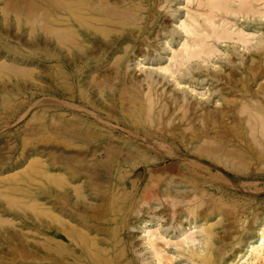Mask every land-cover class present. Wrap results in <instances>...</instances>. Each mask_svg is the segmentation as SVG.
Listing matches in <instances>:
<instances>
[{
	"label": "rangeland",
	"instance_id": "rangeland-1",
	"mask_svg": "<svg viewBox=\"0 0 264 264\" xmlns=\"http://www.w3.org/2000/svg\"><path fill=\"white\" fill-rule=\"evenodd\" d=\"M24 1V2H23ZM41 1L42 0H0V55H6V58H8L9 59V61L10 60H12V61H16V62H18V61H22V64L23 65H27V66H25L26 67V69H25V67H23V68H20V69H22V70H14V69H12L11 67H9L8 65H6V64H0L1 65V67H0V264H38V257L36 256L37 255V245H38V238H39V232H38V229H37V227H38V224H39V220H38V218H39V210H40V204H39V202H40V200H39V198H38V196H39V192H38V190H39V186H38V184H39V177H38V173H36L37 171V165L39 164V163H36L37 161H39V160H37L38 159V157L40 158V156L41 157H45V158H50V156H51V158L53 157V158H55L56 157V159H58V160H60V158H62V159H65V157H67V155L66 154H68L69 156L68 157H73L74 158V163L75 164H78L81 168H83L84 170H83V174H88L89 173V178L90 179H88L87 178V182L85 183V185H84V188L83 189H85V191H87L88 193H89V197L90 198H88L87 200L89 201V200H91V201H89L90 202V204H89V208L88 207H84V206H81L80 208H79V212L81 211V212H85L86 211V213H89V214H98V209L100 210V211H103V210H105V211H103V212H105L108 216H111L112 214H114V211H115V213H117V215H118V219L120 220V222H119V235H118V237H120L119 238V241H120V239L121 238H123V240L121 239V242L120 243H122V245H125V246H127V248H128V251H129V257L131 258V260H133L132 261V263L133 264H144V260H147V261H145V264H157V256H155L156 254H155V252H154V250L147 244V246L145 245V243H146V241H145V237H144V235L142 234L143 233V222H142V220L143 219H149L150 220V222H151V226H153V227H155V226H157V225H160V227H161V229L162 230H164L165 228V230L164 231H166L170 236L172 235V233H174L175 234V236H174V234L171 236V239L174 241V239H176L177 238V235H176V233H178L179 232V229L181 228V226H189V221H190V219L191 220H193L194 218H196L195 220H198V225H197V229L199 230L198 232H197V234H198V236L197 237H199L198 239L199 240H201L200 242L198 241V242H196V244H195V246L194 245H191L192 246V250H193V252H191V253H193V254H190V250L189 249H183L181 246H176V245H174V244H176V243H172L171 242V244H169V246H168V244H165V243H163V242H160V245H162L163 246V248H165L166 249V251H168L169 252V254H168V256L170 257V261H173L174 263H176V264H193V262H194V264H195V262L197 261H202L203 259H204V257H205V255H206V257H208L210 254V256H212V257H210V259H211V262H209L208 264H226V261H227V259H231V258H233L234 257V255H235V253L237 252V250L239 249V248H242L243 246H245V244H246V242H247V240H248V238H250V237H252V236H256V233H257V229L259 228V224L263 221V219H264V162H262L261 163V161L260 160H257V161H255L254 159L255 158H253V156H258L257 154H258V149L259 148H257V147H260V145H256V142H253V141H255V140H253L252 139V137H251V135H249L250 133H248V129L249 128H247V127H249V125H247L248 124V122H247V124H246V126H245V123H246V119H245V117H247V114L245 113L244 115H243V113H239V116H241L242 118H244V120H243V124H239L238 126L237 125H234L235 126V128H237L236 129V131H237V134L239 133L240 134V137H241V140H240V137H238L237 139H235V146L233 145L232 146V148L234 149H238V151H242V150H239V147H240V145H237V143L238 144H243L244 145V147L247 149L248 147V152H247V150H243L241 153V156L242 157H238L237 156V154H235L234 155V158L232 159V160H235V161H233L234 163H238L237 165H239L240 163H241V165H239V167L241 168V170H237V169H233V168H228V166L226 167V165H224L223 163H219L220 165H222L221 167H220V169L223 171V172H221V170L220 169H218V168H216L215 166V168L213 169V174L215 175V176H209L208 174H206V169H207V167L211 164L210 162H211V160L210 159H198L199 157V154L198 153H200L201 152V150H200V152H199V150H196V149H200V146L201 145H203V143L204 144H209V145H204V146H202L201 147V149L202 148H207V147H209V148H215V146H218V144H216L217 142L221 145V142L220 141H217L216 143H215V141H214V143H213V145L214 144H216L215 146H212L211 147V144H210V142L212 143V141L210 140V139H213V137H211V136H213L212 134H214L215 135V133L214 132H216V130H215V128H213V129H211L210 127H208V128H210V129H208L209 131H207L208 133H209V137L208 138H206L207 136H204V137H202V140H196V141H194V142H197L195 145L194 144H191V143H189L190 141L189 140H191L190 139V136H193V133H196L195 131L193 132V131H191V129L193 130V128H195V127H198L201 123H202V120H201V117L199 116V118H197L198 116H196V114H195V112L198 110V113H200L201 115H202V113H209L210 112V110H211V112L214 110H216V109H218V108H220V107H227V104H228V107L229 106H235V108H236V110L238 109V105H239V103H240V101H238V97L239 96H237V95H235L234 96V94H231L230 95V93H228V94H226L227 93V89L226 88H229V82L228 81H234V85H236V86H238V87H240V86H242V84L243 83H247V84H251V87L253 88V89H256V90H259V88L261 89L262 87H260V86H263V84H264V58H262V57H264V50L262 49L263 47H264V16H261L260 18L262 19V21L260 22V18H259V14H252V12H249L248 14H249V17L248 16H246V15H248V14H244V15H241L244 11H242V10H240V13H239V9L237 10V14L236 13H231L230 11V13L229 14H227V15H230V17H232V20L233 21H236L237 22V24H240V25H242V24H244L245 25V27H246V29L247 30H250V31H253V32H256V36H255V33H254V36H255V38H253L252 39V41L250 42V43H252V44H247V45H243V44H241V42H239V41H237V40H229V39H227L226 41H224V43H223V41H220V42H218L217 44L219 45V47H220V49L222 50H220V51H218L215 55L216 56H212L211 58L209 57V59H207L208 60V63H207V60H203V59H201V58H196V59H198V60H195V59H193L192 61H190L189 62V64L191 65V67H190V65L187 63V64H184V65H182V66H180L181 67V70L182 69H184V71H180V67H179V70L177 71L176 70V72L178 73V74H172L173 76L174 75H177V78L175 77V79H174V77L172 76L171 77V72L169 73V71H164V73L163 72H160V71H157L159 68H160V66L158 65V64H160L161 66H163L164 64H166L167 62H170L166 57L168 56V54H169V52H166V49H167V51H169V48H167V47H170V45H174V46H176V47H178L179 46V42H180V40H182L183 38H184V34L183 33H181L182 31H181V27L179 26V24L178 23H180V20H179V17H184V15L186 14L185 12H186V7L187 6H191V8H193L195 5H196V7H197V0H195L191 5H189L190 3H186V0H150V2H149V0H142L141 2H140V0H138V1H136V0H128V1H130V2H128L129 3V6H130V8H131V10H133L134 11V9H135V11L137 12V13H135V15H133V14H131V16H130V18L129 17H126V19H124L125 21H126V23H125V21L123 20L122 21V24H120V23H118L117 25H115V28H116V31L113 29V28H110V29H108L109 31H111V32H107L106 30V32L103 34H99L100 35V38L103 40L104 39V37H105V41H107L108 39H111L110 38V36H115V35H118V34H122V35H124V39H122L121 41H120V45L118 46V47H120V48H116L115 49V51L114 52H110L109 50L108 51H106V52H104V54L103 55H101L100 56V59L102 60V58H103V62H104V66L103 67H101L100 66V62H101V60H100V62H96L98 65H96L95 67H93L94 68V70H93V68H91L90 70H88V72H89V74L86 72L85 74H84V77H83V80H82V88H83V90H85V92H84V94H86L85 96H84V94L82 95L81 93V95H82V97L81 98H79L78 97V99L76 100V101H74L72 98H68L69 96H67L66 94H68V92H69V94L70 93H72V91L68 88V86L67 85H69V82H71V79H69V80H67V79H65L64 77H62L61 76V74H60V68H57V67H61V62L60 61H54V60H51V59H47L46 61H44V60H42L40 57H41V55L43 54L42 52H40V49H41V47L44 45L42 42L43 41H45V39H44V37L42 36V22H40V20L41 19H39V21H37V17L39 16V18H41V15L39 14V9H37V8H39V4L41 3ZM134 1V2H133ZM135 1H136V3H135ZM153 1V2H152ZM164 1V4L163 3H161V2H163ZM254 1H256L255 2V4L257 5V6H264V0H262L263 1V5L261 4L260 5V3H259V1H258V3H257V0H254ZM261 1V2H262ZM144 3V5H143V3ZM147 4H146V3ZM157 2H158V4H159V6L161 7L162 6V8L160 9V7L158 6V4H157ZM170 2H172V3H170ZM183 2V3H182ZM23 3V4H22ZM39 3V4H38ZM131 3H133V4H131ZM134 3H135V6H134ZM154 3V4H153ZM170 3V4H169ZM138 4V5H137ZM140 4H142V5H140ZM149 4V5H148ZM163 4V5H162ZM178 4V5H177ZM186 6H185V5ZM259 4V5H258ZM152 5H154V6H152ZM139 6V7H138ZM140 6H141V8H140ZM143 6H146L147 7V9L148 10H146V8L145 7H143ZM149 6H151V7H149ZM178 6H180V7H178ZM33 7V9H37V10H33V9H31ZM170 7V8H169ZM183 7V8H182ZM185 7V8H184ZM196 7H194V8H196ZM30 8V9H29ZM169 10H168V9ZM182 8V9H181ZM263 9H264V7H262ZM26 9H29L30 11H28V10H26ZM147 11H145V10ZM153 9V10H152ZM157 9V10H156ZM164 9V10H163ZM171 9V10H170ZM28 11L27 13H26V11ZM31 10H33V11H31ZM142 10V11H141ZM159 10V11H158ZM163 10V11H162ZM36 11H38V16H37V12ZM134 11V12H135ZM145 11V12H144ZM164 11H165V13H164ZM34 14H33V13ZM219 12H223V11H219ZM31 13V14H30ZM36 13V14H35ZM143 13H145L144 15H143ZM164 13V14H163ZM167 13H169V15H167ZM225 13V12H224ZM245 13V12H244ZM32 14H33V16H32ZM137 14V15H136ZM140 14H142V15H140ZM152 14H154V18L152 17L153 15ZM157 14V15H156ZM172 16H171V15ZM231 14H233V15H231ZM28 15V16H27ZM31 15V16H30ZM35 15V16H34ZM150 15V16H149ZM181 15V16H180ZM236 15H238V16H236ZM240 15H241V18H240ZM30 16V17H29ZM37 16V17H36ZM140 16H142V17H140ZM144 16V17H143ZM146 16V17H145ZM149 16V17H148ZM160 16V17H159ZM174 16V17H173ZM243 16V17H242ZM252 16H254V19H253V17ZM28 17L29 18H31V19H28ZM33 17H34V19H35V17H36V19L34 20L33 19ZM131 17H134L133 19L131 18ZM152 17V18H151ZM159 17V18H158ZM164 17V18H163ZM234 17H236V18H234ZM245 17V18H244ZM247 17V18H246ZM251 17V18H250ZM255 17H256V20H255ZM129 18V19H128ZM136 18H139L138 19V21H137V19ZM144 18V19H143ZM156 18V19H155ZM248 18H250V19H252V20H250V19H248ZM257 18H259L258 20H257ZM128 19V20H127ZM131 19V20H130ZM142 19V20H141ZM145 19H147L148 21H146ZM150 19V20H149ZM235 19V20H234ZM241 19V20H240ZM243 19V20H242ZM245 19V20H244ZM130 20V21H129ZM152 20V21H151ZM169 20V21H168ZM248 20V21H247ZM250 20V21H249ZM34 23H33V22ZM37 21V22H36ZM128 21V22H127ZM132 21V22H131ZM134 21H136V23H138L139 25L141 24H144V22L146 23H149L148 24V27H147V29H143V30H141L140 29V27L139 26H137V28H136V30L134 31V33H128V29H131L132 27H134L133 26V24H134ZM142 21V22H141ZM154 21V22H153ZM241 21V22H240ZM258 21V22H257ZM120 22V21H119ZM123 22H124V24L126 25V27H125V25H123ZM164 22H166V23H164ZM42 23V24H41ZM132 23V24H131ZM161 23V24H160ZM176 23V24H175ZM40 24V25H39ZM128 24H131V25H128ZM160 24V25H159ZM170 26H169V25ZM158 25V26H157ZM164 25V26H163ZM122 26H123V28H122ZM177 26H178V29H177ZM261 26V27H260ZM155 27V28H154ZM158 27V28H157ZM161 27V28H160ZM168 29H167V28ZM169 27L171 28L170 30H169ZM41 28V29H40ZM118 28V29H117ZM153 28V29H152ZM157 28V29H156ZM40 29V30H39ZM123 29V30H122ZM151 29V30H150ZM156 29V30H155ZM163 29V30H162ZM169 30V31H166V30ZM175 29V30H174ZM179 29H180V31H179ZM256 29V30H255ZM124 30H126V31H124ZM157 30H158V33H156L157 32ZM160 30V31H159ZM174 31V33L173 32H171V31ZM179 32H178V31ZM259 30V31H258ZM261 30V31H260ZM138 31H140L139 33H138ZM150 31V32H149ZM41 32V33H40ZM104 32V31H103ZM116 32H118V34L116 33ZM137 32V33H136ZM143 32V33H142ZM177 32V33H176ZM107 33V35H105ZM110 35H109V34ZM124 33V34H123ZM136 33V34H135ZM147 33V34H146ZM150 35H149V34ZM155 33H156V35L157 36H155L156 37V39H154L153 40V38H155L154 37V35H155ZM180 33V34H179ZM128 34V35H127ZM137 34H139L138 36H137ZM142 34H144V35H142ZM167 34H169V36L167 35ZM171 34V35H170ZM134 35V36H133ZM147 35V36H146ZM183 35V36H182ZM258 35V36H257ZM41 36V37H40ZM106 36H108V37H106ZM145 36V37H144ZM130 37V38H129ZM132 37V38H131ZM138 37V38H137ZM151 37V38H150ZM179 37V38H178ZM262 37V38H261ZM106 38H108V39H106ZM136 39V40H135ZM160 39V40H159ZM180 39V40H179ZM256 39V40H255ZM135 40V41H134ZM153 40V41H152ZM159 40V41H158ZM167 40V42H164V41H166ZM168 40L171 42H168ZM172 40V41H171ZM179 40V41H178ZM255 40V41H254ZM138 41V42H137ZM146 41V42H145ZM149 41H150V43H149ZM152 41V42H151ZM158 41V42H157ZM235 41H237V43L239 44L238 46H237V43H235ZM254 41V42H253ZM157 42V43H156ZM173 42V43H172ZM177 42H178V44H177ZM225 42H227V43H225ZM260 42H262L261 44H260ZM131 43V44H130ZM134 43V44H133ZM146 43V44H145ZM154 43H156V44H154ZM234 43H235V45H234ZM255 43V44H254ZM42 44V46H40ZM132 44H133V46H132ZM144 44V45H143ZM232 44V45H231ZM254 44V45H253ZM263 44V45H262ZM45 45H47V44H45ZM55 44L54 43H50V44H48V46L50 47V48H56V46H54ZM77 45H78V43H77ZM124 45V46H123ZM126 45H128L127 47H129L130 48V50L127 48V50L125 49V47H126ZM150 45H151V47H150ZM164 45H166V48H165V46ZM253 45V46H252ZM258 47H257V46ZM261 45V46H260ZM145 46H146V48H145ZM155 46V47H154ZM164 46V47H163ZM232 46H234L233 48H232ZM247 46H249V48H245V47H247ZM250 46H252L253 48L251 49L250 48ZM97 47V49H96V51H99V47L98 46H95V48ZM136 47H137V49H136ZM143 47V48H142ZM237 47V48H236ZM242 49L243 48V50H241L240 48ZM254 47H257L256 49H258V48H260V50L258 49V50H254ZM78 48V47H77ZM77 48H76V50H77ZM134 48V49H133ZM229 50H228V49ZM57 49H59L58 47H57ZM125 49V50H124ZM149 49H151V50H149ZM165 51H164V50ZM226 49V50H225ZM238 49V50H237ZM246 49H247V51H246ZM133 50V51H132ZM161 50V51H160ZM237 52H235V51ZM252 50V51H251ZM65 51V49L63 50V52ZM121 51H122V53H121ZM127 53H126V52ZM225 51V52H224ZM242 51H243V53H242ZM255 51V52H254ZM259 51V52H258ZM263 51V52H262ZM126 54H125V53ZM131 52V53H130ZM133 52V53H132ZM152 52V53H151ZM153 52H155V53H153ZM157 52H160V54L159 53H157ZM227 52V54H225ZM244 52H246L245 54H244ZM120 53L122 54V56H120L119 57V55H120ZM143 53V54H142ZM220 53V54H219ZM228 53H229V55H228ZM242 55H241V54ZM261 53H263V54H261ZM99 54H100V52H99ZM107 54V55H106ZM117 54V55H116ZM119 54V55H118ZM125 54V55H124ZM131 54V55H130ZM165 54V55H164ZM222 54H223V56H222ZM231 54V55H230ZM260 54V55H259ZM111 55H113V57L111 56ZM218 55H220V57H223V58H225V59H223V58H219L218 57ZM246 57H245V56ZM107 56H108V58H107ZM138 56H140V57H138ZM161 56V57H160ZM228 56H229V58H228ZM251 56H253V57H251ZM260 56H262V57H260ZM102 57V58H101ZM104 57H106V59H107V61L105 60V58ZM128 57V58H127ZM217 57V58H216ZM227 57V58H226ZM18 58V59H17ZM20 58V59H19ZM113 58V59H112ZM115 58V59H114ZM119 58H122L121 60H122V62H120L118 59ZM130 58V59H129ZM140 58V59H139ZM161 58V59H160ZM164 58V59H163ZM219 58V59H218ZM245 58H247V59H245ZM253 58H255V59H253ZM24 61H23V60ZM117 59V60H116ZM124 59V60H123ZM215 59H217V60H215ZM223 59V60H222ZM253 59V61H252V63H249V62H251V60ZM39 60V61H38ZM41 60V61H40ZM108 60H111V61H108ZM137 60V61H136ZM138 60H140V62L138 61ZM160 60H162L161 62H160ZM200 60H203V61H206V62H204L206 65V67L205 68H203V65H204V63L203 62H199ZM214 60V61H213ZM219 60V61H218ZM231 60H232V62H231ZM246 60V61H245ZM259 62H261V63H259ZM263 60V61H262ZM29 61V62H28ZM112 61H113V63L114 62H116L117 61V64L116 65H113V64H111L112 63ZM119 61V62H118ZM198 61V62H197ZM213 62L212 64L215 66V63L216 64H218V65H216L215 67L212 65V64H210L209 65V62ZM106 62V63H105ZM201 63L202 65H201V68H200V64H197L196 65V63ZM228 62H231V63H228ZM237 64H236V63ZM18 63H21V62H18ZM46 63V64H45ZM94 61H93V65H95L96 64ZM122 63V64H121ZM126 63V64H125ZM139 63V64H138ZM163 63V64H162ZM235 63V64H234ZM263 63V64H262ZM103 64V63H102ZM108 64V65H107ZM109 64H111L112 66H115V67H113L112 68V66L110 65L109 66ZM169 63H167L166 65H168ZM226 64H227V66H226ZM229 64V65H228ZM246 64H248V65H246ZM259 66H258V65ZM3 65H5V66H7V67H4ZM185 65H189V67L187 66H185ZM195 65V66H194ZM220 65V66H219ZM230 65H231V67H230ZM232 65H233V67H236V69L234 68H232ZM246 65V66H245ZM100 66V67H99ZM105 66H107L106 67V69L108 68L109 70H108V72L107 73H109V74H111L112 76L114 75V78L111 76V85L113 86V84H114V86L112 87L110 84L109 85H107V86H104V88H102V87H100V88H98V86L95 84V82L92 80V78H93V76H94V74H95V76H94V78L95 77H99V75L97 74V73H99L100 75H101V73L102 74H104V67ZM158 66H159V68H158ZM171 66H175L174 64H171ZM194 66V67H193ZM197 66H199V67H197ZM210 66V67H209ZM218 66V67H217ZM245 66V67H244ZM250 66V67H249ZM3 67V68H2ZM8 67L11 69V70H9L8 69ZM29 67H30V69H29ZM53 67L54 68H56V70H57V72H59V74H57V78L59 79L55 84H56V87H54V86H52V85H50L51 84V82L49 81V79L51 78L50 77V75L54 72V69H53ZM117 67H118V69H117ZM184 67H186V68H184ZM207 67H209V68H207ZM219 67H221V68H219ZM223 67H224V69H223ZM247 67V68H246ZM260 68V70L262 71H260L259 70V68ZM95 68H97V69H95ZM111 68V69H110ZM120 68V69H119ZM128 70H127V69ZM154 68V71L153 72H157V73H152V72H150V70L152 71V69ZM158 68V69H157ZM177 69V65L173 68V69ZM191 68H193V69H191ZM195 68H199L198 70H196ZM206 68H207V70H206ZM212 68H214V69H212ZM217 68H219V70L217 69ZM237 68H238V70H237ZM248 68H249V71H248ZM254 68V69H253ZM257 68V69H256ZM43 69H44V71H43ZM47 69V70H46ZM60 69V70H59ZM114 71H113V70ZM124 69V70H123ZM185 69L186 70H188L187 72L185 71ZM201 69H202V71H201ZM209 69H211L210 71H209ZM231 69V70H230ZM250 69H251V71H253V75H252V73L250 72ZM55 70V71H56ZM118 70V71H117ZM121 70V71H120ZM127 70V71H126ZM146 70H147V72H146ZM160 70H162V69H160ZM191 70V71H190ZM192 70L194 71L193 72V74H191L192 73ZM222 70L224 71V72H222ZM225 70H226V72H225ZM240 70H242V72L240 71ZM258 70L262 73H260V72H258ZM115 71H117V73L115 72ZM218 71H220V73L222 74V75H220V73L218 72ZM231 71V72H230ZM233 71L235 72V74L233 73ZM246 71H248V72H246ZM257 71V72H256ZM25 72V73H24ZM48 72V73H47ZM96 72V73H95ZM111 72V73H110ZM119 72V73H118ZM124 72V73H123ZM125 72H126V74H125ZM148 72H150V73H148ZM159 72L161 73V74H159ZM166 72H168L169 74H170V78H169V75L167 76V78H169V80L165 77L166 76ZM176 72H174V73H176ZM205 74H204V73ZM210 72L212 73L211 75H210ZM239 72V73H238ZM43 73L44 74H46L47 73V75H49V76H47L48 78H47V80H45V81H42V79H41V74L43 75ZM55 73V72H54ZM106 73V74H107ZM117 75H116V74ZM123 73V74H122ZM130 73H131V76H130ZM146 73L148 74V75H146ZM180 73L182 74V73H184L183 75H180ZM202 73V74H201ZM209 73V74H208ZM214 73H216L217 75H215ZM225 75H224V74ZM233 73V74H232ZM240 73H242V74H240ZM251 73V74H250ZM255 73V74H254ZM96 74H97V76H96ZM119 74V75H118ZM120 74H122L121 76H120ZM125 74V75H124ZM128 74H129V76H128ZM150 74H151V76H150ZM152 74H153V76H152ZM158 74V75H157ZM188 74V75H187ZM229 74H232L233 75V77L231 76V75H229ZM250 74V76L248 77V75ZM88 75H90V76H88ZM93 75V76H92ZM115 75H116V77H115ZM135 75V76H134ZM155 75V76H154ZM159 75H160V77H159ZM185 75H186V77L187 78H184L185 77ZM215 75V76H214ZM226 75H227V77H226ZM252 75V76H251ZM260 75V76H259ZM118 76V77H117ZM120 76V77H119ZM127 77V78H125V77ZM148 77V78H146V77ZM163 76V78H161ZM182 76H184V77H182ZM205 76H206V80H205ZM213 76H214V78H213ZM222 76V77H221ZM225 76V77H224ZM232 78H231V77ZM242 76V77H241ZM256 76V77H255ZM259 76V77H258ZM262 76V77H261ZM138 77V78H137ZM145 77V78H144ZM151 77V78H150ZM154 77V78H153ZM156 77V78H155ZM157 77H158V79H157ZM194 77H195V79H194ZM212 77V78H211ZM218 77V78H217ZM228 77L230 78L229 80H228ZM258 77V78H257ZM62 78V79H61ZM89 78H91V79H89ZM117 78V79H116ZM118 78H120V79H118ZM126 79V81H125V79ZM136 78L139 80V81H137L136 80ZM153 78V80H151ZM173 78V79H172ZM181 78H183V79H181ZM189 78V79H188ZM193 78V79H192ZM199 78L202 80H199ZM202 78H204V79H202ZM218 79V82H217V79ZM225 78H226V80H225ZM236 78H237V80H236ZM252 80H251V79ZM256 78V79H255ZM89 81H88V80ZM115 79V80H114ZM141 79V80H140ZM148 79V80H147ZM177 79V80H176ZM214 79V80H213ZM223 79V81H221ZM232 79V80H231ZM235 79V80H234ZM242 79V80H241ZM248 79V80H247ZM253 79H255V80H253ZM61 80V81H60ZM63 80V81H62ZM67 80V81H66ZM84 80H86V81H84ZM119 80V81H118ZM123 80V81H122ZM130 80H132L131 81V85H129V82H130ZM134 80V81H133ZM142 80H144V81H142ZM161 80H163V81H161ZM172 80H174V82L172 81ZM181 81V86L180 85H178L177 83H175V81ZM184 80V81H183ZM187 80V81H186ZM191 80V81H190ZM193 80V81H192ZM196 80H198V82L196 81ZM220 80V81H219ZM259 80H260V83H262V85H260L259 84ZM69 81V82H68ZM84 81V82H83ZM112 81H114V82H112ZM118 81V82H117ZM142 81V82H141ZM146 81V82H145ZM149 81V82H148ZM152 83H151V82ZM154 81V82H153ZM210 81V82H209ZM216 81V82H215ZM226 81V82H225ZM237 81H239L238 83H237ZM262 81V82H261ZM62 82L64 83V84H62ZM89 83V82H91V83H89V84H84V83ZM121 82V83H120ZM123 82H124V84H123ZM125 82L127 83V84H125ZM140 82V83H139ZM185 82V83H184ZM193 84H192V83ZM243 82V83H242ZM250 82H253V83H250ZM78 83V82H77ZM76 83V84H77ZM117 83V84H116ZM135 83V84H134ZM136 83L137 84H139L140 86H139V89L137 88L138 87V85H136ZM148 83V84H147ZM152 85H151V84ZM159 83V84H158ZM163 83V84H162ZM183 83H184V85H186L187 87H188V90H187V88H186V86H184L183 85ZM197 83H198V85H197ZM204 83V84H203ZM209 83V84H208ZM211 83H213V84H211ZM219 83V84H218ZM228 83V84H227ZM237 83V84H236ZM256 83V84H255ZM93 84V85H92ZM120 84H121V86H120ZM133 84V85H132ZM154 84V85H153ZM158 84V86H156ZM175 84V85H174ZM177 84V85H176ZM206 84V85H205ZM254 84V85H253ZM258 84H259V87H256V86H258ZM42 85H46V93H42L43 92V86ZM60 85V86H59ZM63 85V86H62ZM91 85V86H90ZM95 85V86H94ZM126 87V88H124V86ZM129 85V86H128ZM147 85V86H146ZM148 85H151L150 87L148 86ZM184 87H183V86ZM194 85V86H193ZM223 85V86H222ZM229 85V86H228ZM58 86V87H57ZM109 86H111L112 87V89L109 87ZM144 86V88H142ZM155 86H156V89L157 90H155ZM163 86H165V87H163ZM175 86V87H174ZM178 86H179V89H178ZM189 86L192 88H189ZM210 88H209V87ZM211 86L213 87V88H211ZM216 86V87H215ZM65 87V88H64ZM78 87H80V86H78ZM77 87V93H79V90L78 89H80V88H78ZM87 87H89V88H87ZM91 87V88H90ZM107 87H108V89H107ZM114 87H117V88H114ZM122 87V88H121ZM132 87V88H131ZM148 87H149V90H150V92L152 93V94H150V92H149V90H148ZM154 87V88H153ZM163 87V89H161ZM193 87H196V89L194 88V90H193ZM197 87H199V88H197ZM206 87H208V89L206 88ZM219 87H220V89H221V92H219ZM225 87V88H224ZM95 88V89H94ZM101 88H102V90H103V92L102 91H100L101 90ZM106 88V89H105ZM110 88V89H109ZM153 88V89H152ZM186 90H184V89ZM70 91H69V90ZM87 89V90H86ZM124 89L125 90H127L128 91V94H130L132 91H136V92H138L141 96H143V98H144V96H147V95H153V98H154V100H156V98L158 99V100H160V101H154V103L155 102H159V104H162V102L164 101V100H166V99H168L169 101H165V103H168V107L170 106L171 107V105H172V107H171V112H170V116L169 117H171L172 118V121L170 120V124H169V121L167 120L165 123L168 125V126H171V127H173L174 128V126H175V129H174V137H171L169 140L168 139H163V138H161L160 139V137L159 136H152V134H150V135H145L147 132V130L148 131H152V130H154L155 129V127L157 126H159V124L157 125V123H153V122H151V124H150V120L149 121H146V123H145V125L143 124L144 122L143 121H145V120H148V118L145 116V115H143V117H142V121H139L137 124H133V122H131L132 121V119H130L129 118V116H128V114H126V112L125 111H128V110H124V108L125 109H127V108H129L130 106V108H134V106L136 105V103L134 104V101L132 102V100H130L129 98L128 99H126V100H124L125 99V97L123 96V95H120L119 96V94L121 93L122 94V92L121 91H124ZM129 89V90H128ZM132 89V90H131ZM138 89V90H137ZM142 89V90H141ZM168 89H170V90H172V92L170 91L169 92V90ZM208 91H207V90ZM219 89V90H218ZM55 90V91H54ZM68 90V91H67ZM89 90H90V92H89ZM105 90V91H104ZM146 90H148L147 91V93H146V95L144 94L145 92H146ZM153 90V91H152ZM159 90V91H158ZM175 90H179V91H175ZM184 90V91H183ZM191 90V91H190ZM197 92H196V91ZM202 90V91H201ZM203 90L204 91H206L205 92V94H204V92H203ZM58 91V92H57ZM62 93H61V92ZM87 91H88V93H87ZM97 91H100V92H97ZM113 91V92H112ZM155 91H156V93H155ZM158 91V92H157ZM162 91V92H161ZM163 91L165 92V93H163ZM174 91V92H173ZM201 91V92H200ZM224 91V92H223ZM141 92V93H140ZM142 92H144V93H142ZM149 92V93H148ZM162 93L161 95H160V93ZM183 92H188L187 94L186 93H184L183 94ZM191 92H193V93H195V95L194 94H192ZM223 92V93H222ZM102 93V94H101ZM107 93V94H106ZM111 93V94H110ZM168 93V94H167ZM169 93H171V95L169 94ZM177 93H179V94H177ZM198 93V94H197ZM90 94H91V97H89L90 96ZM105 94V95H104ZM109 94V95H108ZM112 94H115V95H112ZM163 94H165L164 96H162ZM178 96H176V95ZM183 95V98H182V95ZM185 94L186 95H188L187 97L185 96ZM202 94V95H201ZM216 94V95H215ZM225 94V95H224ZM45 95V96H44ZM99 95V96H98ZM102 95V96H101ZM174 95V96H173ZM190 95V96H189ZM198 95H200V97L198 96ZM203 95H205L204 97H203ZM222 95V96H221ZM94 96V97H93ZM106 96H108V98L106 97ZM110 96V97H109ZM169 96V97H168ZM176 96V97H175ZM192 96V97H191ZM208 96V97H207ZM210 96H212V97H210ZM227 96L230 98V102H229V99L227 98ZM231 96H232V98L233 97H235V101L236 102H234V101H232V98H231ZM55 97H56V100H55ZM86 97V98H85ZM105 97V98H104ZM115 97V98H114ZM120 97H121V99H120ZM122 97H124V99L122 98ZM161 97V98H160ZM167 97V98H166ZM184 97H185V99H184ZM192 98V100H191V98ZM203 97V98H202ZM223 97H224V99H223ZM83 98H85V99H83ZM111 98V99H110ZM164 98V99H163ZM166 98V99H165ZM169 98H171V99H169ZM190 98V99H189ZM209 98V99H208ZM215 98V99H214ZM219 98H220V100H219ZM225 98H226V100H225ZM237 98V99H236ZM45 99V100H44ZM49 99V100H48ZM57 99H59V101H61V100H63V101H68V103H69V105H68V103H64L63 101H61V102H58L57 101ZM82 99V100H81ZM89 99V100H88ZM95 99V100H94ZM107 99V100H106ZM180 99V100H179ZM184 99V100H183ZM189 99V100H188ZM195 99V100H194ZM207 99V100H206ZM92 100V101H91ZM111 100V101H110ZM119 100V101H118ZM121 100V101H120ZM126 102H124V101ZM175 100V101H174ZM179 100V101H178ZM197 100H199L198 102H197ZM202 100H203V102H202ZM239 100H241V99H239ZM66 101V102H67ZM94 101V102H93ZM110 101V102H109ZM114 101H115V103H114ZM174 101V102H173ZM185 101H186V103H185ZM188 101V102H187ZM194 101H196V102H194ZM205 101H207V102H205ZM210 101V102H209ZM75 103V104H73V106L71 105L70 106V104H72V103ZM90 102V103H89ZM123 103L124 102V105L123 106H121L122 104L121 103ZM128 102V103H127ZM175 102H177V103H175ZM178 102H180V103H182V102H184L183 104L185 105H183V106H180V107H178V105L180 104V103H178ZM232 102V103H231ZM234 102V103H233ZM237 102H238V104H237ZM95 103V105H92V104H94ZM113 103V104H112ZM155 104V110H156V113H157V108L158 107H160L159 106V104ZM189 103V104H188ZM196 103H198V104H196ZM200 103H202V107L201 106H199L200 105ZM215 103H217V105L215 104ZM231 103V104H230ZM63 104V105H62ZM78 104H80V106L78 105ZM86 104V105H85ZM163 104H164V102H163ZM187 104L189 105V109L190 110H188L187 109ZM196 104V105H195ZM207 104V105H206ZM209 104V105H208ZM222 104V105H221ZM230 104V105H229ZM74 105H76V107H74ZM78 105V106H77ZM114 105H116V106H114ZM157 105V106H156ZM197 105H198V107H197ZM215 105V106H214ZM63 106V107H62ZM65 106V107H64ZM88 106V107H87ZM91 106V107H90ZM95 106V107H94ZM97 106H99V107H97ZM124 106H126V107H124ZM129 106V107H128ZM195 106V107H194ZM207 106V107H206ZM72 107H73V109H72ZM102 107H105V109L104 108H102ZM119 107V108H118ZM123 107V108H122ZM136 107V106H135ZM169 107V108H170ZM205 107H206V112H202V111H204L205 110ZM215 109H214V108ZM57 110H56V109ZM85 108V109H84ZM179 108V109H178ZM181 108V109H180ZM183 108H186L187 110H185L184 112H183ZM194 108V109H193ZM203 108V109H202ZM207 108H208V110H207ZM76 109V110H75ZM121 109H123V111L121 110ZM135 109V108H134ZM196 109V110H195ZM200 109V110H199ZM92 110H93V112H92ZM174 110V111H173ZM176 110H178L179 112H177ZM195 112H194V111ZM59 111V112H58ZM101 111H102V114L104 115H102L101 114ZM176 111V112H175ZM213 111V112H214ZM54 112L57 114V116L56 115H54ZM69 112V113H68ZM119 112H120V114H119ZM125 114H124V113ZM185 112H186V114H188L189 116H192L194 119H195V121H194V119H193V123L195 124V126H191L192 128H190L189 126H188V124H187V122H186V116H184L183 115V113L185 114ZM62 115H60V114ZM65 113V114H64ZM88 113V114H87ZM92 113V114H91ZM94 113V114H93ZM96 113V114H95ZM110 115V116H108V114ZM175 113V114H174ZM47 115V123L43 126V125H41V116L42 115ZM76 114H78V115H81V114H83V115H81V116H86L87 117V115L90 117V120H94V119H100V118H102V119H100V121L103 123H101L100 125L99 124H92L93 125V130H95V128H96V130H101V131H108V132H111L112 130H115V138H117L118 137V139L120 138V140H118V141H115V143L114 142H112V144H114V146H119V148H122V146H123V148L125 149L124 151H123V153L126 155L127 154V150H128V147H129V149H130V146H131V143L130 142H127L128 140L129 141H131V140H134L133 142H135V143H137V144H139L140 146H142L141 147V149H142V151H145V152H142L141 151V149H137V148H135L138 152H140V156H143V158L145 157V156H147V157H145L146 159H149V162L148 163H146V164H150L151 165V163H152V165L154 166V168H153V173L155 172V174H152L153 176V179L152 178H150V174H148V177L149 178H147L148 180H144V181H141L140 182V184H139V187L135 190L134 189V191L135 192H133V191H131V193L129 194V196H128V198H126V199H117L116 198V196H112V195H114V194H116V195H118V193H116V186H115V183L116 182H118V181H116V180H118L116 177V166L115 165H117V162H115L114 161V159H112L110 156L108 157V152H109V150H104L103 149V147L101 148V149H103V151H99L98 152V156L96 157V158H92L91 156H92V152H94V150L97 148V146L95 145H92L91 147H90V149L88 148V147H86V146H84L83 144H81V143H79V142H74L73 144H71V146H69V142H67L68 140L65 138V137H63L62 138V136L61 135H59V133L57 132V131H55V129L53 128V127H55V126H53L54 124H53V122H52V120H56L57 118H60V117H62V119L60 118V121L61 122H65V119L64 118H68V116L70 117V116H72V115H76ZM177 115H181V116H177ZM182 115H183V117H182ZM187 115V116H188ZM113 116V117H112ZM124 116H127V117H124ZM156 117H158V115H155ZM188 116V117H189ZM54 117V118H53ZM116 117H117V119H116ZM184 118V119H182V118ZM110 118V119H109ZM126 118V119H125ZM144 118H145V120H144ZM170 118V119H171ZM118 119H119V121H118ZM175 119H177V120H175ZM104 120H106V122L104 121ZM127 120V121H126ZM182 120V121H181ZM185 120V121H184ZM198 120V121H197ZM201 120V121H200ZM57 122H59L58 121V119L56 120ZM108 121V122H107ZM110 121V122H109ZM131 123H130V122ZM200 121V122H199ZM141 122H142V124H141ZM168 122V123H167ZM180 122V123H179ZM199 122V123H198ZM121 123V124H120ZM152 123H153V126H152ZM198 123V124H197ZM83 124V123H82ZM81 124V125H82ZM124 124V125H123ZM133 124V125H132ZM183 124V125H182ZM106 125V126H105ZM108 125V126H107ZM118 125V126H117ZM188 127H186V126ZM190 125V124H189ZM87 125L84 123V125H82V128H85ZM111 128H110V127ZM117 126V127H116ZM132 128H131V127ZM134 126H137V127H134ZM140 126V127H139ZM179 126V127H178ZM182 126H183V128H182ZM201 126H203V125H201ZM242 126V127H241ZM97 127H99V128H97ZM101 127V128H100ZM103 127V128H102ZM107 129H106V128ZM116 127V128H115ZM124 127V128H123ZM142 127H143V129H142ZM149 127V128H148ZM153 127V128H152ZM140 128V129H139ZM177 128H178V131H177ZM187 128V129H186ZM204 129H205V127H203ZM243 128V129H242ZM110 129H111V131H110ZM132 130V131H130V130ZM181 129V131H179ZM129 130V131H128ZM141 131L140 132V135H139V133H138V135H137V133L135 132V131ZM144 130H146V131H144ZM183 130V131H182ZM186 130V132H184ZM246 130H248V131H246ZM190 131V132H189ZM246 131V132H245ZM125 132V133H124ZM136 133V134H134V133ZM181 132H183V133H181ZM213 132V133H212ZM245 132V133H244ZM54 133V134H53ZM57 134V136H56V134ZM124 133V134H123ZM188 133H189V135H188ZM241 133H243V134H241ZM122 134H123V136H122ZM127 134V135H126ZM176 134H178L179 136L180 135H182V136H184V137H180L179 138V136L177 135L176 136ZM185 134H187V138H185ZM245 137H244V136ZM250 136V138H251V140H253V141H251L250 140V138H249V136ZM47 136V137H46ZM60 136V138H58ZM132 136V137H131ZM135 136V137H134ZM237 136H239V135H237ZM248 136V137H247ZM125 137V138H124ZM130 137H131V139H130ZM134 137V138H133ZM145 137H147L148 138V140H147V138L145 139ZM158 137V138H157ZM123 138V139H122ZM128 140H127V139ZM136 138V139H135ZM175 138H177V139H175ZM184 138V139H183ZM47 139H49V140H47ZM57 139V140H56ZM64 139H66V141H63ZM154 140V141H150V140ZM185 139L187 140V141H185ZM203 139H208V140H210V141H206L205 140V142H204V140ZM244 139V140H243ZM60 140V141H59ZM61 140H62V142H61ZM124 140V141H123ZM158 141V143L160 142V144H157L156 142ZM171 141V142H170ZM182 141H184L183 143H182ZM199 141V142H198ZM56 142V143H55ZM60 142V143H59ZM65 142H67L66 144H67V146L64 144V145H62L63 143H65ZM118 142V143H117ZM121 142H123V143H121ZM153 142H155V143H153ZM167 142V143H166ZM201 142V143H200ZM209 142V143H208ZM237 142V143H236ZM249 142V143H248ZM253 142V143H252ZM76 143H77V145H78V147H76L77 145H76ZM106 143H107V141H105V145H106ZM199 143V144H198ZM79 144H80V146H79ZM167 144V145H166ZM170 144V145H169ZM186 144V145H185ZM191 144V145H190ZM201 144V145H200ZM250 144H252V145H250ZM76 145V146H75ZM158 145V146H157ZM160 145H164L163 147L165 148H168L169 147V149H170V151L172 150L173 151V149L174 150H176L177 152H178V154H177V152H172L171 151V153H172V155H171V153L165 148H163L162 146H160ZM194 145V146H193ZM219 145V146H220ZM250 145V146H249ZM68 146H69V148H68ZM73 146H75V148L73 147ZM113 146V145H112ZM179 147V149H178V147ZM196 146V147H195ZM198 146V147H197ZM253 146V147H252ZM257 146V147H256ZM61 149H60V148ZM64 147V148H63ZM68 149H67V148ZM81 147V148H80ZM83 147V148H82ZM85 147V148H84ZM125 147H127V148H125ZM170 147H172V149L170 148ZM180 147H182V150H183V153H181L182 151H181V149H180ZM187 147H188V149H187ZM189 147H191V148H189ZM238 147V148H237ZM251 147H252V149H251ZM56 148V149H55ZM57 148H59V149H57ZM75 149V151H74V149ZM93 148V149H92ZM95 148V149H94ZM131 148H132V146H131ZM146 149V150H144V149ZM187 150H186V149ZM44 149V150H43ZM63 149H67V150H63ZM82 149H84L85 150V153H84V150H82ZM193 149H195V151H197V153L195 152V151H192ZM251 150V152H250V150ZM56 150V151H55ZM62 152H61V151ZM70 150V151H69ZM72 150V151H71ZM78 150V151H77ZM87 150H89V151H87ZM92 150V151H91ZM191 150V151H190ZM82 151V152H81ZM106 151H107V153H106ZM136 151V152H137ZM57 152H59V154L57 153ZM61 152V153H60ZM79 152V153H78ZM91 152V153H90ZM148 152H150L149 153V155L147 154ZM168 152V153H167ZM252 152H254V153H252ZM255 152H257V153H255ZM55 153V154H54ZM81 153V154H80ZM143 155H142V154ZM153 155H152V154ZM179 153H181V154H183V155H181V154H179ZM191 153V154H190ZM247 153V154H246ZM252 154V156L250 155V154ZM50 154H52V155H50ZM77 154H78V157H76L77 156ZM144 154H145V156H144ZM168 154V155H167ZM185 154V155H184ZM187 154H189V158H190V156L192 157H194V159L193 158H188V159H184V157H187L188 155ZM194 154V155H193ZM245 154V155H244ZM256 154V155H255ZM50 155V156H49ZM66 155V156H65ZM88 155V156H87ZM174 155V156H173ZM197 155V156H196ZM238 155H240V154H238ZM250 155V157H248ZM35 156H36V162H35V160H34V158H35ZM153 156H155L156 157V161L154 160L155 159V157H153ZM178 156H179V158H178ZM182 156H184L183 157V161L186 163L185 164V167L186 168H184L183 169V171L181 170V169H179V168H181V166H180V158L182 157ZM31 157H33V159L31 158ZM58 157V158H57ZM80 157V158H79ZM101 157V158H100ZM107 159H106V158ZM168 157V158H167ZM197 157V158H196ZM247 158V161H246V159L245 158ZM78 158V159H77ZM92 158V160H91V162H89V159H91ZM111 158V159H110ZM144 158V159H145ZM154 158V159H153ZM196 158V159H195ZM237 158H239V159H237ZM241 158V159H240ZM243 158H244V161H245V163H246V165L247 166H245L244 164L245 163H243V162H241V161H243ZM250 158V159H249ZM253 158V159H252ZM30 159H31V161L32 160H34V162L36 163L35 164V173L33 172V170H30L32 167H31V164L33 165V161H32V163H31V161H30ZM81 160V162H79L80 160ZM95 159V160H94ZM99 159V160H98ZM104 159V160H103ZM150 159H153V160H150ZM169 159V160H168ZM191 159H193L194 161H200L201 163L203 162L204 164H202V165H204V166H202V165H200L199 167H201V168H199L197 165H198V163H196V165H195V162H191V161H193V160H191ZM249 159V160H248ZM77 160H79V161H77ZM102 160V161H101ZM106 160V161H105ZM107 160L109 161L108 163H106L107 162ZM161 160V161H160ZM174 160V161H173ZM186 160V161H185ZM189 160H191V161H189ZM251 160H252V163H250L251 162ZM254 160V161H253ZM78 163H77V162ZM92 161H93V163H95L96 161L99 163H95L94 165H93V163H92ZM112 161H114V162H112ZM182 161V162H183ZM188 161V162H187ZM196 161V162H197ZM29 162V163H28ZM88 162H89V164H88ZM112 162V164L114 163V165H112V164H110ZM165 162V163H164ZM181 162V163H182ZM207 162V163H206ZM248 162V163H247ZM254 162H256V163H254ZM87 163V164H86ZM92 163V164H91ZM101 163V164H100ZM189 163V164H188ZM210 163V164H209ZM254 163V164H253ZM83 164V165H82ZM107 164V165H106ZM209 164V165H208ZM242 164L244 165V166H242ZM248 164H249V166H248ZM28 165V166H27ZM30 165V166H29ZM88 165V166H87ZM93 165V166H92ZM109 165V166H108ZM112 165V166H111ZM212 165V164H211ZM107 166L109 167V168H107ZM195 166V167H194ZM112 167V168H111ZM114 167V168H113ZM190 167V168H189ZM191 167H193V168H191ZM226 167V168H225ZM246 169H245V168ZM22 169V171L21 170H19V169ZM26 168V169H25ZM89 168V169H88ZM202 168H204V169H202ZM247 168H249V169H247ZM16 169H18L17 170V177H16ZM23 169H25V170H23ZM33 169V168H32ZM112 169V170H111ZM138 169H139V166H137V165H135V167H134V171H138ZM177 169H178V171H177ZM193 169V170H192ZM224 169H228L229 171H231V172H229V173H227ZM232 169H233V171H232ZM15 170V171H14ZM90 171V172H87V171ZM163 170V171H162ZM165 170V171H164ZM175 170V171H174ZM194 170H196V171H194ZM203 170V171H202ZM243 170V171H242ZM14 171V172H13ZM19 171H21V172H19ZM108 171V172H107ZM193 171V172H192ZM246 171V172H245ZM9 172H13L15 175H13V176H15V177H12V174L13 173H11V176H10V178H9V175H10V173ZM26 172V173H25ZM106 172L108 173V175L106 174ZM169 172V173H168ZM175 172H179V175L178 174H176L175 175ZM180 172H181V175H180ZM199 172V173H198ZM221 172V173H220ZM241 172H242V174H241ZM7 173L9 174L8 175V177L7 178H3L2 179V177H1V175H7ZM31 174V175H29V174ZM112 173V174H111ZM163 173V174H162ZM168 173V174H167ZM190 173V174H189ZM194 173V174H193ZM196 173V174H195ZM198 173V174H197ZM202 173V174H201ZM216 173V174H215ZM22 174V175H21ZM28 176H27V175ZM34 174V175H33ZM91 174V175H90ZM164 174L166 175V176H164ZM183 174H185V176H187V177H183L184 175ZM201 174V175H200ZM204 174V175H203ZM212 174V175H213ZM236 174H237V176H236ZM25 175V176H24ZM37 175V176H36ZM93 175V176H92ZM115 175V176H114ZM158 175H159V177H158ZM171 175V176H170ZM173 175V176H172ZM175 175V176H174ZM190 175H196L197 177V179H199L200 180V178H201V180L199 181V182H196V181H194L193 179L191 180V182L189 181L190 179L188 178V177H191ZM208 175V176H207ZM218 175H219V177H218ZM222 175V176H221ZM23 176V177H22ZM29 176H33L32 178H30ZM102 176V177H101ZM112 176V177H111ZM182 176V177H181ZM208 178V179H210V180H206L205 182L204 181H202V179H204V178H206V177ZM217 176V177H216ZM221 176V177H220ZM241 176V177H240ZM5 177V176H4ZM22 177V178H21ZM26 177H28V178H26ZM103 177H105L106 179H104ZM109 177V178H108ZM131 177V178H130ZM168 177H175L174 178V180L176 181V184H179V186H180V189L181 190H183V191H186V192H188V194H186L185 192H183V191H177V190H175L177 187H173V188H175V189H172V188H170V190L169 189H167L168 190V192L166 191V190H163L162 188H160L159 190L156 188V185L155 184H157V182H159L157 179H159V178H161V180H160V182H162V183H165L166 181H167V179H168ZM203 177V178H202ZM211 177V178H210ZM222 177H224V179L222 178ZM16 178V180H14ZM114 178V179H113ZM129 179H127V181L126 182H124V184L126 185V187H127V189L129 190H131L133 187H132V179L133 178H136L135 177V175L133 174V173H131V175H129V177H128ZM182 179V181H185V182H180L179 180H181ZM186 178H188L187 180H186ZM213 178V179H212ZM218 178H220L221 180H218ZM10 179V180H9ZM17 179H18V181H17ZM21 179V180H20ZM32 179V180H31ZM94 179V180H93ZM116 179V180H115ZM26 180V181H25ZM88 180H89V182H88ZM131 180V181H130ZM166 180V181H165ZM177 180H178V183H177ZM213 180V181H212ZM224 180V181H223ZM102 183H101V182ZM103 181H105V182H103ZM165 181V182H164ZM175 181L173 182V184H175ZM211 181V182H210ZM15 182V183H14ZM95 182V183H94ZM130 182H132V183H130ZM139 182V181H138ZM146 182V183H145ZM150 182V183H149ZM180 182V183H179ZM191 184H190V183ZM97 183V184H96ZM98 183H100V184H98ZM106 184V185H104V184ZM109 183V184H108ZM143 183H145V184H143ZM193 183V184H192ZM207 183V184H206ZM223 183V184H222ZM94 184H95V186H97V187H95L94 186ZM185 184V185H184ZM199 186H197V185ZM201 184V185H200ZM214 184V185H213ZM222 184V185H221ZM14 185V186H13ZM17 185V186H16ZM90 185V186H89ZM91 185H93V187L91 186ZM163 185V184H162ZM185 187H184V186ZM194 185V186H193ZM195 185H196V187H195ZM218 185V186H217ZM224 185V186H223ZM106 186V187H105ZM108 186H110V187H108ZM144 186V187H143ZM203 186V187H202ZM7 187H9V188H7ZM100 187V188H99ZM129 187V188H128ZM189 187H192V188H189ZM194 187H195V189L197 190V188L199 189V188H201L202 187V189H199V191L197 192L195 189H194ZM221 187V188H220ZM105 188V189H104ZM142 188V189H141ZM146 190H145V189ZM154 188L156 189V190H154ZM216 188V189H215ZM225 188V189H224ZM95 189H96V191H95ZM98 189V190H97ZM111 191H110V190ZM142 191H141V190ZM144 189V190H143ZM205 189V190H204ZM210 189V190H209ZM224 189V190H223ZM230 189H232L231 191H230ZM109 191V193H108V191ZM127 190V191H128ZM133 190V189H132ZM192 190V191H191ZM95 191V192H94ZM102 191V192H101ZM121 191H122V189H121ZM137 191V192H136ZM145 191H146V193H145ZM155 191V192H154ZM164 191V192H163ZM171 193H170V192ZM173 191V192H172ZM203 193V191H204V194H199V193H201V192ZM217 191V192H216ZM222 192V194H220L221 192ZM236 192L235 194H234V192ZM107 192V193H106ZM143 192V193H142ZM154 192V193H153ZM158 192V193H157ZM210 192H212V193H210ZM231 192V193H230ZM104 193H105V195H104ZM113 193V194H112ZM132 193H134V194H132ZM169 193V194H168ZM174 193V194H173ZM191 193H193V194H191ZM195 193L198 195H196L195 196ZM94 196H93V195ZM101 194V195H100ZM132 194V195H131ZM156 194V195H155ZM165 194V195H164ZM168 194V196H166ZM172 194H173V196H175L174 198H172L173 196H172ZM176 194H177V196L180 198V197H182L180 200H178V202H175V205H176V207L174 208H172V206H173V204H170V200H171V203L173 202L172 200L173 199H175L174 201H176L177 200V196H176ZM178 194H181V195H178ZM207 194V195H206ZM220 195V196H217V195ZM97 195V196H96ZM140 195H143V196H140ZM150 195H152V196H150ZM154 195V196H153ZM157 195H159V199L157 200ZM162 195H164L163 197H162ZM192 195H194L195 197H196V199H195V197H193ZM205 195V196H204ZM230 195H231V198H230ZM235 195H236V197H235ZM96 196V197H95ZM100 196V197H99ZM118 196H120V194L118 195ZM140 197V198H138V197ZM150 196V197H149ZM171 196V198H165V197H170ZM200 196V197H199ZM201 196H202V198H201ZM212 196V197H211ZM214 196L215 197H217L216 198V200H214ZM234 196V197H233ZM131 197H133V198H131ZM148 197V198H147ZM163 198L162 200H161V198ZM187 197V198H186ZM219 197V198H218ZM102 198H107V199H103L102 200ZM112 198H113V200H112ZM117 200H116V199ZM142 198H145V200L144 199H142ZM147 198V199H146ZM165 198V199H164ZM178 198V199H179ZM190 198V199H189ZM192 198H194L195 199V201H191V199ZM201 198V199H200ZM208 198V199H207ZM224 198H225V200H224ZM233 198V199H232ZM37 199V200H36ZM109 199V200H108ZM132 199L134 200V202L132 201ZM136 199V200H135ZM148 199H149V202H147L148 201ZM151 199H154V201L153 200H151ZM184 199H187V200H184ZM194 199H192V200H194ZM217 199H219V201L221 200V201H223V202H227V204H228V202H229V204L226 206V204L224 205V203L223 202H221V206H219V203H217L218 201H217ZM35 200H36V202H35ZM39 200V201H38ZM94 202H93V201ZM97 200V201H96ZM121 200V201H120ZM124 200V201H123ZM128 200V201H127ZM137 200H138V202L140 201V203H138L137 202ZM167 200V201H166ZM190 200V201H189ZM198 200L200 201L199 203H201L203 206H200V208H199V205H197V207H196V204L198 203ZM216 201V202H214V201ZM229 200V201H228ZM233 200H235V201H233ZM113 202V203H115V204H109V202ZM141 201H142V203H143V205H142V203H141ZM155 201H157V202H155ZM160 201V202H159ZM164 201H165V203H164ZM186 201V203H184ZM202 201H204L205 203H208V204H203L202 203ZM208 201V202H207ZM36 204H35V203ZM94 204H93V203ZM100 202V203H99ZM103 202V203H102ZM108 202V203H107ZM120 202V203H119ZM126 202V203H125ZM131 204H130V203ZM180 202V203H179ZM195 202V204H193ZM231 202V203H230ZM99 203V204H98ZM107 203V204H106ZM118 203V204H117ZM123 203V204H122ZM136 203V204H135ZM144 203H146V204H144ZM174 203V202H173ZM178 205H177V204ZM188 203H189V205H191L192 206V208H195L196 207V214H194V213H192V212H190V210L188 209V208H191V206H189L188 205ZM192 203V204H191ZM198 203V204H199ZM216 203V204H215ZM93 204V205H92ZM97 204V205H96ZM101 204H103V205H101ZM114 205V211H112V209H111V207L109 206V205ZM121 204V206L119 207V205ZM124 204H126V205H124ZM138 204V205H137ZM157 204H159V205H157ZM168 204V205H167ZM183 204V205H182ZM213 204V205H212ZM231 204V205H230ZM37 205V206H36ZM99 205V206H98ZM106 205V207H104ZM124 205V206H123ZM128 205H130V206H128ZM157 205V206H156ZM162 205H163V207H162ZM168 207H167V206ZM174 205V206H175ZM223 205V206H222ZM91 206V207H90ZM131 206H132V209H130L131 208ZM139 206V207H138ZM149 206H151V208H152V210H151V208L149 207ZM208 206H209V208H208ZM213 206V207H212ZM228 206H230V207H228ZM20 207V208H19ZM84 207V208H83ZM94 207V208H93ZM101 207V208H100ZM108 207H110V208H108ZM116 207H118V208H116ZM129 208V210H127L128 208ZM141 207V208H140ZM145 207V208H144ZM162 207V208H161ZM182 207V208H181ZM185 207H187V208H185ZM205 209H204V208ZM217 207V208H216ZM225 209H224V208ZM87 208V209H86ZM98 208V209H97ZM123 209L122 210V212L120 211V209ZM138 208V209H137ZM149 209V210H147V209ZM160 209V211H159V209ZM166 208V209H165ZM213 208V209H212ZM215 208V209H214ZM219 208V209H218ZM230 208V209H229ZM89 209V211H87ZM102 209V210H101ZM134 209H135V211H134ZM157 209V210H156ZM172 209V210H171ZM185 209V210H184ZM204 209V210H203ZM207 209V210H206ZM210 209V210H209ZM94 210H96V211H94ZM113 212V213H111V211ZM126 210H127V212H126ZM138 210V211H137ZM144 210V211H143ZM165 210V211H164ZM174 210V211H173ZM198 210L200 211L199 212V214H198ZM211 210H213V211H211ZM178 211V212H177ZM181 211V212H180ZM209 211V212H208ZM211 211V212H210ZM135 212H136V214H135ZM177 212V213H176ZM190 214H189V213ZM202 212V213H201ZM208 212V213H207ZM240 212V213H239ZM244 212V213H243ZM111 213V214H110ZM123 213V214H122ZM129 213V214H128ZM142 214V215H140V214ZM147 213V214H146ZM166 213V214H165ZM170 214V216L171 217H169V214ZM173 213H175L174 215L176 216V217H173L174 215H173ZM182 215V216H180V214ZM206 213V214H205ZM219 213V214H218ZM38 214V218L36 217V215ZM110 214V215H109ZM124 214H127V215H124ZM154 214H155V216H154ZM173 216H172V215ZM176 214H178V215H176ZM189 214V215H188ZM203 214V215H202ZM239 214V215H238ZM243 214V215H242ZM129 215V216H128ZM133 217H132V216ZM137 217H136V216ZM153 215V216H152ZM193 215V216H192ZM199 215V216H198ZM204 217H202V216ZM242 216V218H241V216ZM247 216V217H245V216ZM124 216H126V219L124 220V221H126V222H124V224H126V225H124L123 224V222L121 221V217H124ZM159 216V217H158ZM188 216H190L189 217V219H188ZM195 216V217H194ZM209 216V217H208ZM217 216V217H216ZM237 216V217H236ZM240 216V217H239ZM158 217V218H157ZM168 219H167V218ZM172 217H173V219H172ZM185 217V218H184ZM192 217V218H191ZM208 217V218H207ZM235 219H234V218ZM128 218V219H127ZM131 220H130V219ZM160 218H161V220H160ZM162 218H164V219H162ZM171 218V219H170ZM182 218H184V219H182ZM203 218V219H202ZM233 218V219H232ZM237 218L239 219L238 220V222H237ZM245 218H247L246 220H245ZM136 219H138V220H136ZM157 219V220H156ZM166 219H167V221H166ZM181 219V220H180ZM173 220H176V221H174L173 222ZM184 220H185V222H184ZM187 220V221H186ZM205 220H209L208 221V223L209 224H211L212 226H211V230H212V232H213V234H211V236H210V243H211V246H209L210 245V243L207 245V243L205 242V238L203 237V232L201 231V228L204 226V223H205ZM243 220H245V221H243ZM252 220H253V222H252ZM38 221V222H37ZM134 221V222H133ZM168 221H169V223H168ZM214 221V222H213ZM229 221L231 222V223H229ZM158 222V223H157ZM166 222V223H165ZM176 222V223H175ZM178 222V223H177ZM228 222V223H227ZM242 222V223H241ZM122 223V224H121ZM134 223H135V225H134ZM161 223V224H160ZM213 223V224H212ZM227 223V224H226ZM235 223V224H234ZM236 223H237V226H236ZM244 223H245V225H244ZM177 226H176V225ZM203 224V225H202ZM235 226H234V225ZM252 224V226L250 227V225ZM109 225V226H108ZM114 225H115V223H113V221L112 222H110V224L109 223H102V222H99V223H97V225L96 226H98L97 228H102L103 229V232L104 233H102V234H100V236L102 237V235L103 236H105V233H108L107 235H109L111 232H112V229L114 228ZM122 225H124V226H122ZM232 225V226H231ZM238 225H239V228H238ZM240 225H243L242 227L240 226ZM255 225V226H254ZM96 226L94 227V228H96ZM111 226V227H110ZM128 226V227H127ZM227 227V229H226V227ZM230 226H231V228H230ZM249 228V230H248V228ZM116 227V226H115ZM201 227V228H200ZM225 227V229H223ZM244 227V228H243ZM256 227V228H255ZM96 228V229H97ZM132 228V230H130ZM133 228H134V230H133ZM142 228V229H141ZM228 228H230V229H228ZM233 228V229H232ZM236 228H238V230L236 229ZM107 229V231H105ZM141 229V230H140ZM240 229H242L241 231L243 232H241L240 231ZM255 229V230H254ZM124 230V231H123ZM224 230V231H223ZM227 230V231H226ZM229 230V231H228ZM230 230H231V232H230ZM132 232V233H131ZM199 232H200V234H199ZM218 234H217V233ZM230 232V233H229ZM246 232V233H245ZM95 233H97V231H95ZM129 233V234H128ZM221 233H222V235H221ZM228 233V234H227ZM123 234H125V235H123ZM141 234H142V236H141ZM214 234H215V236H214ZM229 234H231V236L229 235ZM245 234V235H244ZM131 235H133V236H131ZM218 235V236H217ZM226 235V237L224 238V236ZM233 235H236V236H233ZM220 236V237H219ZM242 236V237H241ZM232 237V238H231ZM234 237V238H233ZM236 237V238H235ZM127 238V239H126ZM131 238H133V239H131ZM218 238V239H217ZM226 238H228V239H226ZM230 238V239H229ZM226 239V240H225ZM239 239H241V240H239ZM129 242H128V241ZM143 240V241H142ZM211 240H213V241H211ZM227 240H228V242H227ZM110 241V240H109ZM122 241H124V242H122ZM145 241V242H144ZM240 241V242H239ZM204 242V243H203ZM236 242H238V243H236ZM134 245H133V244ZM139 243H140V245L143 247H141L140 245H139ZM198 244V245H197ZM237 244H239V245H237ZM165 245H166V247H165ZM131 246V247H130ZM138 246V248H136ZM148 248H151L152 250H150L149 248L148 249H146V247ZM173 246V247H172ZM234 246V247H233ZM242 246V247H241ZM176 248V250H175V248ZM202 247V248H201ZM224 247H226V248H224ZM232 247L234 248V249H232ZM131 248V249H130ZM227 251V252H230V253H227V252H225V250ZM134 249V250H133ZM182 249V250H181ZM207 250V253L205 252L206 250ZM223 249V252L221 251ZM228 249H230V250H228ZM132 250H133V252H132ZM179 250V251H178ZM187 250V251H186ZM135 251V252H134ZM141 251V252H140ZM142 251H144L143 252V254L141 255V253H142ZM149 251V252H148ZM153 251V252H152ZM171 251V252H170ZM185 251V253H187V255L184 253V256L183 255H181V254H183V252ZM139 252V253H138ZM151 252V253H150ZM180 252V253H179ZM182 252V253H181ZM194 252H196V253H194ZM205 252V253H204ZM220 252V253H219ZM222 252V253H221ZM134 253V254H133ZM136 253V254H135ZM148 253H150V254H148ZM171 253L173 254V255H171ZM175 253V254H174ZM197 253H199V254H197ZM131 254V255H130ZM152 254V256H150ZM181 256H180V255ZM189 254V255H188ZM195 254H197V257L196 256H194ZM204 255V256H201V255ZM221 254V255H220ZM223 254H224V256H223ZM226 254H228V255H226ZM134 255V256H133ZM148 255V256H147ZM133 256V257H132ZM156 258H154V257ZM174 256V258H172L171 259V257H173ZM180 257V258H178V257ZM199 256V257H198ZM144 257H145V259H144ZM152 259H151V258ZM191 257H192V259H191ZM194 257H195V259H194ZM200 257H202V258H200ZM221 257V258H220ZM138 258V259H137ZM190 258V259H189ZM149 259V260H148ZM217 259V260H216ZM136 260V261H135ZM154 260V261H153ZM191 260V261H190ZM142 261V262H141ZM149 261V262H148ZM151 261V262H150ZM193 261V262H192ZM221 261V262H220ZM136 262V263H135ZM148 262V263H147ZM197 264V263H196Z\"/></svg>",
	"mask_w": 264,
	"mask_h": 264
},
{
	"label": "bare ground",
	"instance_id": "bare-ground-1",
	"mask_svg": "<svg viewBox=\"0 0 264 264\" xmlns=\"http://www.w3.org/2000/svg\"><path fill=\"white\" fill-rule=\"evenodd\" d=\"M136 1H138V0H136ZM136 1H135V3H136ZM142 0H140V2H141ZM155 1V0H154ZM170 1V0H169ZM182 1V0H181ZM195 0H186V3L188 2V3H190L189 5H191L193 2H194ZM258 1H259V3H260V5L263 3V1L262 0H257V3H258ZM262 1V2H261ZM24 2V1H23ZM128 2H130V1H128V0H42L41 1V3L39 4V8H37V9H39V14L41 15V18H39V16H38V11H36L37 12V21H39V19H41L40 20V22H42L41 24H42V36L44 37V39H45V41H43L42 43L44 44L43 46H42V44L40 45V46H42L41 47V49H40V52H42L43 54L41 55V59L42 60H44V61H46L47 59H51V60H54V61H60L62 64H61V67H57V68H60L59 70H60V74H61V76L62 77H64L65 79H67V80H69V79H71V82H69V85H67L68 86V88L72 91V93H70L69 94V92H68V94H66L67 96H69L68 98H72L74 101H76L77 99H78V97L79 98H81L82 97V95L84 94V92H85V90H83V88H82V80H83V77H84V74L87 72L88 74H89V72H88V70H90L91 68H93V67H95L96 65H98L96 62H100V56L101 55H103L104 54V52H106V51H110V52H114L115 51V49L116 48H120V47H118L120 44V41L122 40V39H124V35H122V34H118V32H116L118 35H115V36H110V38L111 39H108V38H106V39H108L107 41H105V37H104V39L102 40L101 38H100V33L102 34H104L106 31L107 32H111V31H109L108 29H110V28H113L115 31H116V28H115V25H117L118 23H120V24H122V21L124 20V19H126V17H129L130 18V16H131V14H133V15H135V13H137L136 11H135V9H134V11L133 10H131V8H130V6H129V3ZM134 2V1H133ZM149 2H150V0H149ZM153 2V1H152ZM255 2L256 1H254V0H197V7H196V5L194 6V7H196V8H191V6H187L185 9H186V14L184 15V17H179V20H180V23H178L179 24V26L181 27V33H183L184 34V38L182 39V40H180V42H179V46L178 47H176V46H174V45H170V47H167V48H169V51H167V49H166V52H169V54H168V56L166 57L170 62H167V63H169L168 65H166V64H164L163 66H161L160 64H158L159 66H160V68H159V66H158V70L157 71H160V72H163L164 73V71H169V73L171 72V77L173 76L172 74H178L177 72H176V70L178 71L179 70V67L180 66H182V65H184V64H189V62L190 61H192L193 59H195V60H198V59H196V58H201V59H203V60H207V59H209V57L211 58L212 56H216L215 54L218 52V51H220L221 49H220V47H219V45L217 44L218 42H220V41H223V43H224V41H226L227 39H231V40H237V41H239V42H241V44H243V45H247V44H252V43H250L251 41H252V39L253 38H255V36H256V32H253V31H250V30H247L246 29V27H245V25L244 24H242V25H240V24H237V22L236 21H233L232 20V17H230V15H227V14H229L230 12L231 13H236L237 14V10L239 9V13H240V10H242V11H244L241 15H246V14H248L249 12H252V14L254 15V14H259V18L261 17V16H264V9L262 8V7H264V6H257L256 4H255ZM135 3H134V6H135ZM143 3V2H142ZM146 3V2H145ZM161 3H163L164 4V1L163 2H161ZM170 3H172V2H170ZM169 3V4H170ZM183 3V2H182ZM23 4V3H22ZM131 4H133V3H131ZM147 4V3H146ZM154 4V3H153ZM157 4H158V2H157ZM162 4V5H163ZM138 5V4H137ZM140 5H142V4H140ZM143 5H144V3H143ZM149 5V4H148ZM178 5V4H177ZM185 5V4H184ZM259 5V4H258ZM263 5V4H262ZM152 6H154V5H152ZM158 6H159V4H158ZM186 6V5H185ZM139 7V6H138ZM143 7H145L146 8V10H148L147 9V7L146 6H143ZM149 7H151V6H149ZM155 7V6H154ZM160 7V6H159ZM178 7H180V6H178ZM140 8H141V6H140ZM162 8V6L160 7V9ZM170 8V7H169ZM183 8V7H182ZM181 8V9H182ZM30 9V8H29ZM29 9H26V10H28V11H30ZM31 9H33V7L31 8ZM37 9H33V10H37ZM168 9V8H167ZM25 10V11H26ZM33 10H31V11H33ZM145 10V9H144ZM145 10V11H146ZM153 10V9H152ZM157 10V9H156ZM164 10V9H163ZM162 10V11H163ZM169 10V9H168ZM171 10V9H170ZM28 11H26V13L28 12ZM142 11V10H141ZM144 11V12H145ZM159 11V10H158ZM219 11H223V12H219ZM230 11V12H229ZM147 12V11H146ZM225 12V13H224ZM229 12V13H228ZM33 13V12H32ZM164 13H165V11H164ZM163 13V14H164ZM31 14V13H30ZM34 14V13H33ZM33 14H32V16H33ZM36 14V13H35ZM145 13H143V15H144ZM166 14V13H165ZM233 14H231V15H233ZM137 15V14H136ZM140 15H142V14H140ZM153 16V18H154V14H152ZM157 15V14H156ZM167 15H169V13H167ZM171 15V14H170ZM241 15H240V18H241ZM261 15V16H260ZM28 16V15H27ZM31 16V15H30ZM29 16V17H30ZM35 16V15H34ZM150 16V15H149ZM148 16V17H149ZM172 16V15H171ZM181 16V15H180ZM234 16V15H233ZM236 16H238V15H236ZM246 16H248L249 17V14L248 15H246ZM255 16V15H254ZM254 16H252L253 17V19H254ZM258 16V15H257ZM28 17V19H31V18H29ZM36 17H35V19H36ZM140 17H142V16H140ZM144 17V16H143ZM146 17V16H145ZM151 17V18H152ZM160 17V16H159ZM158 17V18H159ZM174 17V16H173ZM243 17V16H242ZM128 18V19H129ZM132 19L134 18V17H131ZM164 18V17H163ZM234 18H236V17H234ZM245 18V17H244ZM247 18V17H246ZM251 18V17H250ZM250 18H248V19H250ZM259 18H257V20L259 19ZM33 19H34V17H33ZM34 19V20H35ZM127 19V20H128ZM137 19V21H138V19L139 18H136ZM144 19V18H143ZM156 19V18H155ZM261 19V18H260ZM259 19V20H260ZM131 20V19H130ZM129 20V21H130ZM140 20V19H139ZM142 20V19H141ZM146 21H148L147 19H145ZM150 20V19H149ZM235 20V19H234ZM241 20V19H240ZM243 20V19H242ZM245 20V19H244ZM250 20H252V19H250ZM249 20V21H250ZM255 20H256V17H255ZM258 20V21H259ZM36 21V22H37ZM120 21V22H119ZM125 21V20H124ZM152 21V20H151ZM169 21V20H168ZM248 21V20H247ZM253 21V20H252ZM257 21V22H258ZM262 21V19L260 20V22ZM33 22V21H32ZM128 22V21H127ZM132 22V21H131ZM142 22V21H141ZM154 22V21H153ZM241 22V21H240ZM34 23V22H33ZM125 23H126V21H125ZM164 23H166V22H164ZM132 24V23H131ZM131 24H128V25H131ZM148 24L149 23H145L144 22V24H138V23H136V21H134V24H133V26L134 27H132L131 29H128V33H134V31L136 30V28H137V26H139L140 27V29L141 30H143V29H147V27H148ZM161 24V23H160ZM159 24V25H160ZM176 24V23H175ZM40 25V24H39ZM123 25H125L124 24V22H123ZM169 25V24H168ZM158 26V25H157ZM164 26V25H163ZM170 26V25H169ZM125 27H126V25H125ZM261 27V26H260ZM40 28V29H41ZM122 28H123V26H122ZM155 28V27H154ZM158 28V27H157ZM156 28V29H157ZM161 28V27H160ZM167 28V27H166ZM39 29V30H40ZM118 29V28H117ZM135 29V30H134ZM153 29V28H152ZM155 29V30H156ZM168 29V28H167ZM171 28L169 27V30H170ZM177 29H178V26H177ZM106 30V31H105ZM123 30V29H122ZM151 30V29H150ZM163 30V29H162ZM166 30V29H165ZM169 30H166V31H169ZM175 30V29H174ZM256 30V29H255ZM104 31V32H103ZM124 31H126V30H124ZM160 31V30H159ZM178 31V30H177ZM179 31H180V29H179ZM178 31V32H179ZM259 31V30H258ZM261 31V30H260ZM140 31H138V33H139ZM150 32V31H149ZM171 32H173L174 33V31L172 30ZM41 33V32H40ZM137 33V32H136ZM135 33V34H136ZM141 33V32H140ZM143 33V32H142ZM156 33H158V30H157V32ZM156 33H155V35H154V37L155 36H157L156 35ZM177 33V32H176ZM254 33H255V36H254ZM109 34V33H108ZM124 34V33H123ZM147 34V33H146ZM149 34V33H148ZM180 34V33H179ZM105 35H107V33L105 34ZM110 35V34H109ZM128 35V34H127ZM139 34H137V36H138ZM142 35H144V34H142ZM150 35V34H149ZM168 36H169V34H167ZM171 35V34H170ZM134 36V35H133ZM147 36V35H146ZM183 36V35H182ZM258 36V35H257ZM41 37V36H40ZM106 37H108V36H106ZM145 37V36H144ZM130 38V37H129ZM132 38V37H131ZM138 38V37H137ZM151 38V37H150ZM179 38V37H178ZM262 38V37H261ZM264 38V37H263ZM154 39H156V37L155 38H153V40ZM136 40V39H135ZM134 40V41H135ZM152 40V41H153ZM160 40V39H159ZM158 40V41H159ZM178 40V41H179ZM230 40V41H231ZM256 40V39H255ZM254 40V41H255ZM123 41V40H122ZM151 41V42H152ZM157 41V42H158ZM172 41V40H171ZM228 41V40H227ZM237 41H235V43H237ZM253 41V42H254ZM138 42V41H137ZM146 42V41H145ZM156 42V43H157ZM164 42H167V40L166 41H164ZM168 42H170L169 40H168ZM229 42V41H228ZM50 43H54L55 45L54 46H56V48H50L49 46H48V44H50ZM77 43H78V45H77ZM149 43H150V41H149ZM156 43H154V44H156ZM171 43V42H170ZM173 43V42H172ZM225 43H227V42H225ZM235 43H234V45H235ZM262 42H260V44H261ZM45 44H47V45H45ZM131 44V43H130ZM134 44V43H133ZM133 44H132V46H133ZM146 44V43H145ZM151 44V43H150ZM177 44H178V42H177ZM255 44V43H254ZM253 44V45H254ZM264 44V43H263ZM262 44V45H263ZM144 45V44H143ZM157 45V44H156ZM232 45V44H231ZM239 44L237 43V46H238ZM252 45V46H253ZM95 46H98L99 48V51H96V49H97V47L95 48ZM124 46V45H123ZM128 45H126V47H125V49L127 50V48L130 50V48L129 47H127ZM158 46V45H157ZM165 46V48H166V45H164ZM163 46V47H164ZM236 46V45H235ZM252 46H250V48L252 49L253 47ZM257 46V45H256ZM261 46V45H260ZM57 47L59 48V49H57ZM78 47V48H77ZM150 47H151V45H150ZM155 47V46H154ZM234 46H232V48H233ZM258 47V46H257ZM257 47H254V50H260V48H258V49H256ZM76 48H77V50H76ZM143 48V47H142ZM145 48H146V46H145ZM152 48V47H151ZM237 48V47H236ZM240 48V47H239ZM245 48H249V46H247V47H245ZM65 49V51L63 52V50ZM124 49V50H125ZM134 49V48H133ZM136 49H137V47H136ZM228 49V48H227ZM234 49V48H233ZM241 49V48H240ZM263 50H264V47L262 48ZM149 50H151V49H149ZM164 50V49H163ZM226 50V49H225ZM229 50V49H228ZM238 50V49H237ZM236 50V51H237ZM241 50H243V48L241 49ZM128 51V50H127ZM133 51V50H132ZM152 51V50H151ZM161 51V50H160ZM165 51V50H164ZM222 51V50H221ZM235 51V50H234ZM235 51V52H236ZM246 51H247V49H246ZM252 51V50H251ZM99 52H100V54H99ZM126 52V51H125ZM124 52V53H125ZM225 52V51H224ZM255 52V51H254ZM259 52V51H258ZM263 52V51H262ZM121 53H122V51H121ZM120 53V55H119V57L120 56H122V54ZM127 53V52H126ZM125 53V54H126ZM131 53V52H130ZM133 53V52H132ZM152 53V52H151ZM153 53H155V52H153ZM157 53H159L160 54V52H157ZM237 53V52H236ZM242 53H243V51H242ZM246 52H244V54H245ZM124 54V55H125ZM143 54V53H142ZM220 54V53H219ZM225 54H227V52L225 53ZM241 54V53H240ZM261 54H263V53H261ZM105 55V54H104ZM107 55V54H106ZM117 55V54H116ZM131 55V54H130ZM165 55V54H164ZM228 55H229V53H228ZM231 55V54H230ZM242 55V54H241ZM260 55V54H259ZM112 57H113V55H111ZM222 56H223V54H222ZM245 56V55H244ZM123 57V56H122ZM138 57H140V56H138ZM161 57V56H160ZM218 57L219 58H223V57H220V55H218ZM246 57V56H245ZM251 57H253V56H251ZM260 57H262V56H260ZM102 58V57H101ZM105 58V60L107 61V59H106V57H104ZM107 58H108V56H107ZM128 58V57H127ZM217 58V57H216ZM218 58V59H219ZM227 58V57H226ZM228 58H229V56H228ZM262 58H264V57H262ZM18 59V58H17ZM20 59V58H19ZM113 59V58H112ZM115 59V58H114ZM122 58H119L118 60L120 61V62H122V60H121ZM130 59V58H129ZM140 59V58H139ZM161 59V58H160ZM164 59V58H163ZM223 59H225V58H223ZM222 59V60H223ZM245 59H247V58H245ZM253 59H255V58H253ZM253 59L251 60V62H249V63H252V61H253ZM23 60V59H22ZM25 60V59H24ZM23 60V61H24ZM117 60V59H116ZM124 60V59H123ZM203 60H200L199 62H206V61H203ZM215 60H217V59H215ZM39 61V60H38ZM41 61V60H40ZM93 61L96 63L95 65H93ZM108 61H111V60H108ZM118 61V62H119ZM137 61V60H136ZM139 62H140V60H138ZM162 60H160V62H161ZM214 61V60H213ZM219 61V60H218ZM246 61V60H245ZM258 61V60H257ZM263 61V60H262ZM18 62H21V63H18ZM18 62H16V61H12V60H10L9 61V59L8 58H6V55H0V64L2 63V64H6V65H8L9 67H11L12 69H14V70H22V69H20V68H23V67H25V66H27V65H23L22 64V61H18ZM29 62V61H28ZM198 62V61H197ZM231 62H232V60H231ZM231 62H228V63H231ZM254 62V61H253ZM259 62V61H258ZM264 62V61H263ZM103 63V64H102ZM106 63V62H105ZM117 64V61L116 62H114L113 63V61H112V63L111 64H113V65H116ZM123 63V62H122ZM121 63V64H122ZM192 63V62H191ZM190 63V64H191ZM196 63V62H195ZM207 63H208V60H207ZM206 63V64H207ZM213 62L211 61V62H209V65L210 64H212ZM236 63V62H235ZM234 63V64H235ZM259 63H261V62H259ZM46 64V63H45ZM111 64H109V66L111 65ZM126 64V63H125ZM139 64V63H138ZM163 64V63H162ZM171 64H174L175 66L177 65V69L175 68V69H173L174 67L173 66H171ZM189 64V65H190ZM197 64H200V68H201V63H196V65ZM205 63H204V65H203V68H205L207 65H206ZM214 64V63H213ZM212 64V65H213ZM232 64V63H231ZM237 64V63H236ZM263 64V63H262ZM108 65V64H107ZM189 65H185L186 67L188 66L189 67ZM206 65V66H205ZM216 65H218V64H216L215 63V66ZM229 65V64H228ZM246 65H248V64H246ZM245 65V66H246ZM258 65V64H257ZM264 65V64H263ZM4 67H7V66H5V65H3ZM100 66L101 67H103L104 66V62H103V58H102V60H101V62H100ZM99 66V67H100ZM112 66V65H111ZM195 66V65H194ZM193 66V67H194ZM205 66V67H204ZM214 66V65H213ZM214 66V67H215ZM220 66V65H219ZM226 66H227V64H226ZM244 66V67H245ZM259 66V65H258ZM0 67H1V65H0ZM8 67V69L9 70H11L10 68ZM106 67L107 66H105L104 67V74H102L101 73V75L99 74V73H97L98 75H99V77H95L94 78V76H95V74H94V76H93V78H92V80L95 82V84L98 86V88H100V87H102V88H104V86H107V85H111V74H109V73H107L108 72V68L106 69ZM113 67H115V66H112V68ZM186 67H184V68H186ZM190 67H191V65H190ZM189 67V68H190ZM197 67H199V66H197ZM210 67V66H209ZM209 67H207V68H209ZM218 67V66H217ZM230 67H231V65H230ZM250 67V66H249ZM264 67V66H263ZM3 68V67H2ZM207 68H206V70H207ZM219 68H221V67H219ZM219 68H217L218 70H219ZM232 68L234 69H236V67H233V65H232ZM247 68V67H246ZM259 68V67H258ZM24 69V68H23ZM25 69H26V67H25ZM29 69H30V67H29ZM53 69H54V72L50 75V79H49V81L51 82V84L50 85H52V86H54V87H56V82L59 80L58 78H57V74H59V72H57V70H56V68H54L53 67ZM95 69H97V68H95ZM111 69V68H110ZM117 69H118V67H117ZM120 69V68H119ZM127 69V68H126ZM160 69H162V70H160ZM187 69V68H186ZM185 69V71L187 72L188 70H186ZM191 69H193V68H191ZM196 70H198L197 68H195ZM212 69H214V68H212ZM223 69H224V67H223ZM254 69V68H253ZM257 69V68H256ZM1 70V69H0ZM47 70V69H46ZM56 70V71H55ZM92 70V69H91ZM93 70H94V68H93ZM113 70V69H112ZM124 70V69H123ZM128 70V69H127ZM126 70V71H127ZM164 70V71H163ZM211 69H209V71H210ZM215 70V69H214ZM231 70V69H230ZM237 70H238V68H237ZM259 70H260V68H259ZM258 70V72H260ZM264 70V69H263ZM43 71H44V69H43ZM95 71V70H94ZM114 71V70H113ZM118 71V70H117ZM117 71H115L116 73H117ZM121 71V70H120ZM154 71V68L152 69V71L150 70V72H152V73H157L156 71L155 72H153ZM180 71H184V69H182L181 70V67H180ZM191 71V70H190ZM195 71V70H194ZM193 70H192V73L191 74H193V72H194ZM199 71V70H198ZM201 71H202V69H201ZM241 72H242V70H240ZM248 71H249V68H248ZM248 71H246V72H248ZM146 72H147V70H146ZM150 72H148V73H150ZM159 72V74H161ZM174 72H176V73H174ZM219 73H220V71H218ZM222 72H224L223 70H222ZM225 72H226V70H225ZM231 72V71H230ZM250 72L252 73V75H253V71H251V69H250ZM257 72V71H256ZM262 72V71H261ZM260 72V73H261ZM264 72V71H263ZM25 73V72H24ZM48 73V72H47ZM47 73L46 74H44L43 73V75L41 74V79H42V81H45V80H47V76H49V75H47ZM96 73V72H95ZM107 73V74H106ZM115 73V74H116ZM119 73V72H118ZM124 73V72H123ZM122 73V74H123ZM168 72H166L165 74H166V78H167V76L169 75V78H170V74H169ZM188 73V72H187ZM204 73V72H203ZM233 73L235 74V72L233 71ZM232 73V74H233ZM239 73V72H238ZM250 73V74H251ZM97 74H96V76H97ZM122 74H120V76L122 75ZM125 74H126V72H125ZM124 74V75H125ZM184 73H180V75H183ZM202 74V73H201ZM205 74V73H204ZM209 74V73H208ZM212 73L210 72V75H211ZM215 75H217L216 73H214ZM224 74V73H223ZM232 74H229V75H231L232 77H233V75ZM240 74H242V73H240ZM250 74L248 75V77L250 76ZM255 74V73H254ZM262 74V73H261ZM117 75V74H116ZM116 75H115V77H116ZM119 75V74H118ZM127 75V74H126ZM146 75H148L147 73H146ZM158 75V74H157ZM188 75V74H187ZM194 75V74H193ZM214 75V76H215ZM220 75H222L221 73H220ZM225 75V74H224ZM251 75V76H252ZM88 76H90V75H88ZM119 76V77H120ZM128 76H129V74H128ZM127 76V77H128ZM130 76H131V73H130ZM135 76V75H134ZM150 76H151V74H150ZM152 76H153V74H152ZM155 76V75H154ZM214 76H213V78H214ZM230 76V77H231ZM260 76V75H259ZM258 76V77H259ZM113 78H114V75L112 76ZM118 77V76H117ZM125 77V76H124ZM127 77H125V78H127ZM146 77V76H145ZM144 77V78H145ZM159 77H160V75H159ZM174 77V79H175V77L177 78V75H174L173 76ZM182 77H184V76H182ZM222 77V76H221ZM225 77V76H224ZM226 77H227V75H226ZM231 77V78H232ZM242 77V76H241ZM256 77V76H255ZM257 77V78H258ZM262 77V76H261ZM124 78V79H125ZM138 78V77H137ZM136 78V80L137 81H139L138 79ZM146 78H148V77H146ZM151 78V77H150ZM154 78V77H153ZM153 78L151 79V80H153ZM156 78V77H155ZM161 78H163V76L161 77ZM169 78H167L168 80H169ZM184 78H187L186 77V75H185V77ZM212 78V77H211ZM218 78V77H217ZM216 78V79H217ZM62 79V78H61ZM89 79H91V78H89ZM117 79V78H116ZM118 79H120V78H118ZM157 79H158V77H157ZM173 79V78H172ZM181 79H183V78H181ZM189 79V78H188ZM193 79V78H192ZM194 79H195V77H194ZM202 79H204V78H202ZM207 78H206V76H205V80H206ZM230 78L228 77V80H229ZM251 79V78H250ZM256 79V78H255ZM255 79H253V80H255ZM66 80V81H67ZM88 80V79H87ZM115 80V79H114ZM141 80V79H140ZM148 80V79H147ZM177 80V79H176ZM199 80H201L200 78H199ZM214 80V79H213ZM225 80H226V78H225ZM232 80V79H231ZM235 80V79H234ZM236 80H237V78H236ZM242 80V79H241ZM248 80V79H247ZM252 80V79H251ZM61 81V80H60ZM63 81V80H62ZM84 81H86V80H84ZM83 81V82H84ZM89 81V80H88ZM119 81V80H118ZM117 81V82H118ZM123 81V80H122ZM125 81H126V79H125ZM131 81L132 80H130V82H129V85H131L130 83H131ZM134 81V80H133ZM142 81H144V80H142ZM141 81V82H142ZM161 81H163V80H161ZM173 82H174V80H172ZM184 81V80H183ZM187 81V80H186ZM191 81V80H190ZM193 81V80H192ZM197 82H198V80H196ZM202 81V80H201ZM220 81V80H219ZM221 81H223V79L221 80ZM59 82V81H58ZM78 82V83H77ZM112 82H114V81H112ZM127 82V81H126ZM125 82V84H127ZM146 82V81H145ZM149 82V81H148ZM151 82V81H150ZM154 82V81H153ZM210 82V81H209ZM216 82V81H215ZM217 82H218V79H217ZM226 82V81H225ZM229 82V88H226L227 89V93L226 94H228V93H230V95L231 94H234V96L235 95H237V96H239L238 98L239 99H241V100H239L238 99V101H240V103H239V105H238V109L236 110V108H235V106H229L228 107V104H227V107L225 108V107H220V108H218V109H216L214 112L212 111L211 112V110H210V112L208 113H202V115L200 114V113H198V110L195 112L194 110V112H195V114H196V116H198L197 118H199V116L201 117V120H202V123L198 126V127H195V128H193V130L191 129V131H195L196 133H193V136H190V139L191 140H189L190 142L189 143H191V144H196L197 142H194V141H196V140H202V137H204V136H207L206 138H208L209 137V133L207 132V131H209L208 129H213V128H215V130H216V132H214L215 133V135L214 134H212L213 136H211V137H213V139H210L211 141H212V143L210 142V144H211V147L212 146H215L216 144H218V146H215V148L213 147V148H209V147H205V148H202L201 149V147L202 146H204V145H209V144H204L203 143V145H201L200 146V149H196V150H199V152H200V150H201V152L200 153H198L199 154V158L198 159H210L211 160V164L207 167V169H206V174H208L209 176H215L214 174H213V169L216 167V168H218V169H220V167L222 166V165H220L219 163H223L224 165H226V167L228 166V168L230 167V168H235V169H237V170H241V168L239 167V165H241V163L239 164V165H237L236 163H234L233 161H235V160H232L233 158H234V155L235 154H237V156L238 157H242L241 156V152L243 151V150H247L245 147H244V145L243 144H238L237 142V145H240V147H239V150H242L241 152L240 151H238V149H233L232 148V146L234 145L235 146V139H237L238 137H240V134L238 133L237 134V131H236V129L237 128H235V126L234 125H239V124H243V120H244V118H242L241 116H239V113L241 114V113H243V115L246 113L247 114V117H245V119H246V123H245V126H246V124H247V122H248V124L247 125H249V127H247V128H249L248 130H246V131H248V133H250L249 135H251V137H252V139L253 140H255V141H253V140H251V138H250V136H249V138H250V140L251 141H253V142H256V145L258 144V145H260V147H257V148H259L257 151H258V156L256 157V156H253V158H255L254 160L255 161H257V160H260L261 161V163L262 162H264V84H263V86H260V87H262L261 89L259 88V90H256V89H253L252 87H251V84L249 85V84H247V83H243L242 84V86H240V87H238V86H236V85H234L233 83H234V81H228ZM239 81H237V83H238ZM262 82V81H261ZM77 83V84H76ZM89 83H91V82H89ZM88 82L87 83H84V84H89ZM121 83V82H120ZM140 83V82H139ZM152 83V82H151ZM150 83V84H151ZM175 83H177L178 85H180L181 86V81H175ZM185 83V82H184ZM184 83H183V85H184ZM192 83V82H191ZM236 83V84H237ZM250 83H253V82H250ZM62 84H64L63 82H62ZM117 84V83H116ZM123 84H124V82H123ZM135 84V83H134ZM148 84V83H147ZM159 84V83H158ZM158 84L156 85V86H158ZM163 84V83H162ZM176 84V85H177ZM193 84V83H192ZM204 84V83H203ZM209 84V83H208ZM211 84H213V83H211ZM219 84V83H218ZM228 84V83H227ZM256 84V83H255ZM259 84L260 85H262V83H260V80H259ZM259 84H258V86H256V87H259ZM93 85V84H92ZM128 85V86H129ZM133 85V84H132ZM136 85H138V89H139V84H137L136 83ZM152 85V84H151ZM151 85H148L149 87L151 86ZM154 85V84H153ZM175 85V84H174ZM182 85V86H183ZM187 85V84H186ZM186 85H184V86H186ZM197 85H198V83H197ZM206 85V84H205ZM254 85V84H253ZM43 86V94L44 93H46V85H42ZM60 86V85H59ZM63 86V85H62ZM78 86H80V87H78ZM88 86V85H87ZM91 86V85H90ZM95 86V85H94ZM112 86V85H111ZM111 86H109L111 89H112V87L114 86V84H113V86L111 87ZM120 86H121V84H120ZM124 86V85H123ZM147 86V85H146ZM156 86H155V90H157L156 89ZM183 86V87H184ZM188 86V85H187ZM186 86V88H187V90H188V87ZM194 86V85H193ZM223 86V85H222ZM58 87V86H57ZM77 87L78 88H80V89H78L79 90V93H77ZM127 87V86H126ZM125 86H124V88H126ZM149 87H148V90H149ZM163 87H165V86H163ZM163 87L161 88V89H163ZM175 87V86H174ZM209 87V86H208ZM208 87H206L207 89H208ZM216 87V86H215ZM65 88V87H64ZM87 88H89V87H87ZM91 88V87H90ZM102 88H101V90L100 91H102L103 92V90H102ZM109 88V89H110ZM114 88H117V87H114ZM122 88V87H121ZM132 88V87H131ZM142 88H144V86L142 87ZM154 88V87H153ZM152 88V89H153ZM185 88V89H186ZM189 88H191L190 86H189ZM194 88L196 89V87H193V90H194ZM197 88H199V87H197ZM210 88V87H209ZM211 88H213L212 86H211ZM225 88V87H224ZM68 89V90H69ZM95 89V88H94ZM106 89V88H105ZM107 89H108V87H107ZM137 89V90H138ZM178 89H179V86H178ZM184 89V88H183ZM184 89V90H185ZM192 89V88H191ZM206 89V90H207ZM219 89H220V87H219ZM218 89V90H219ZM67 90V91H68ZM69 90V91H70ZM84 92H83V91ZM87 90V89H86ZM129 90V89H128ZM132 90V89H131ZM142 90V89H141ZM148 90H146V92L144 93V92H142V93H144L145 95H146V93H147V91ZM169 90V92L171 91L172 92V90H170V89H168ZM183 90V91H184ZM209 90V89H208ZM207 90V91H208ZM55 91V90H54ZM100 91H97V92H100ZM105 91V90H104ZM153 91V90H152ZM159 91V90H158ZM157 91V92H158ZM175 91H179V90H175ZM186 91V90H185ZM191 91V90H190ZM196 91V90H195ZM202 91V90H201ZM200 91V92H201ZM58 92V91H57ZM61 92V91H60ZM89 92H90V90H89ZM113 92V91H112ZM122 92V94L120 93L119 94V96L120 95H123L124 97H125V99H124V97H122L124 100H126V99H130V100H132V102L134 101V104L136 103V107L134 106V108H130L129 106V108H127V109H125L124 108V110H128V111H125L126 112V114H128V116H129V118L130 119H132V121L131 122H133V124H137L139 121H142L143 119H142V117H143V115H145L147 118H148V120H145V118H144V120L145 121H143L144 123V125H145V123H146V121H149L150 120V124H151V122H153V123H157V125L159 124V126L157 127H155V129L154 130H152V131H146V130H144V131H146L147 133L145 134V135H150V134H152V136L154 135H156V136H159L160 137V139L161 138H163V139H170L171 137H174V129H175V126L177 125H175L174 126V128L173 127H171V126H168L165 122L168 120L169 121V124L171 123L170 122V120L172 121V116L171 117H169L170 116V112H171V107H172V105H171V107L169 108L168 107V103H165V101L167 100V101H169L168 99H166V100H164L163 102H164V104H163V102H162V104H159V102L157 103V102H155L154 103V101H160V100H158L157 98H156V100H154V98H153V95H147V96H144V98H143V96H141L138 92H136V91H132L130 94H128V91L127 90H125L124 89V91H121ZM149 92H150V90H149ZM148 92V93H149ZM162 92V91H161ZM174 92V91H173ZM197 92V91H196ZM195 92V93H196ZM203 92H204V94H205V92L206 91H204L203 90ZM219 92H221V89L219 90ZM224 92V91H223ZM222 92V93H223ZM62 93V92H61ZM82 95H81V94ZM87 93H88V91H87ZM141 93V92H140ZM153 93V92H152ZM151 92H150V94H152ZM155 93H156V91H155ZM160 93V92H159ZM163 93H165L164 91H163ZM184 93H188V92H183V94ZM192 94H194L195 95V93H193V92H191ZM102 94V93H101ZM107 94V93H106ZM111 94V93H110ZM162 93H160V95H161ZM168 94V93H167ZM170 95H171V93H169ZM177 94H179V93H177ZM185 94V96L187 97L188 95H186ZM198 94V93H197ZM86 94H84V96H85ZM105 95V94H104ZM109 95V94H108ZM112 95H115V94H112ZM165 94H163L162 96H164ZM176 95V94H175ZM180 95V94H179ZM182 95V94H181ZM202 95V94H201ZM206 95V94H205ZM205 95H203V97L205 96ZM216 95V94H215ZM225 95V94H224ZM45 96V95H44ZM99 96V95H98ZM102 96V95H101ZM172 96V95H171ZM174 96V95H173ZM177 96V95H176ZM175 96V97H176ZM190 96V95H189ZM199 97H200V95H198ZM222 96V95H221ZM89 97H91V94H90V96ZM94 97V96H93ZM107 98H108V96H106ZM110 97V96H109ZM169 97V96H168ZM178 97V96H177ZM192 97V96H191ZM190 97V98H191ZM202 97V98H203ZM208 97V96H207ZM210 97H212V96H210ZM86 98V97H85ZM85 98H83V99H85ZM92 98V97H91ZM105 98V97H104ZM115 98V97H114ZM161 98V97H160ZM182 98H183V95H182ZM189 98V99H190ZM227 98L229 99V102H230V98L227 96ZM231 98H232V96H231ZM111 99V98H110ZM120 99H121V97H120ZM164 99V98H163ZM169 99H171V98H169ZM184 99H185V97H184ZM183 99V100H184ZM188 99V100H189ZM209 99V98H208ZM215 99V98H214ZM223 99H224V97H223ZM235 97H233L232 98V101H234V102H236L235 100ZM237 99V98H236ZM45 100V99H44ZM49 100V99H48ZM55 100H56V97H55ZM82 100V99H81ZM89 100V99H88ZM95 100V99H94ZM107 100V99H106ZM123 100V101H124ZM180 100V99H179ZM178 100V101H179ZM186 100V99H185ZM191 100H192V98H191ZM195 100V99H194ZM207 100V99H206ZM219 100H220V98H219ZM225 100H226V98H225ZM57 101L58 102H61V101H63V100H61V101H59V99H57ZM67 101V100H66ZM66 101H63L65 104L66 103H68V101L66 102ZM92 101V100H91ZM111 101V100H110ZM109 101V102H110ZM119 101V100H118ZM121 101V100H120ZM175 101V100H174ZM173 101V102H174ZM193 101V100H192ZM199 100H197V102H198ZM94 102V101H93ZM125 102V101H124ZM124 102L123 103H121L122 105L121 106H123L124 105ZM188 102V101H187ZM194 102H196V101H194ZM202 102H203V100H202ZM205 102H207V101H205ZM210 102V101H209ZM233 102V103H234ZM70 103V102H69ZM69 103H68V105H69ZM72 103V102H71ZM90 103V102H89ZM114 103H115V101H114ZM126 103V102H125ZM128 103V102H127ZM159 104V106L160 107H158L157 108V113H156V110H155V104ZM175 103H177V102H175ZM178 103H180V102H178ZM184 102H182V103H180L179 105H178V107H180V106H183L185 103H186V101H185V103L183 104ZM208 103V102H207ZM232 103V102H231ZM230 103V104H231ZM73 104H75V103H72V104H70V106L72 105L73 106ZM113 104V103H112ZM116 104V103H115ZM183 104V105H182ZM189 104V103H188ZM187 104V109L188 110H190L189 109V105ZM196 104H198V103H196ZM195 104V105H196ZM216 105H217V103H215ZM229 104V105H230ZM237 104H238V102H237ZM63 105V104H62ZM79 106H80V104H78ZM77 105V106H78ZM86 105V104H85ZM92 105H95V103L94 104H92ZM202 105V103H200V105L199 106H201ZM207 105V104H206ZM209 105V104H208ZM222 105V104H221ZM114 106H116V105H114ZM157 106V105H156ZM185 106V105H184ZM215 106V105H214ZM63 107V106H62ZM65 107V106H64ZM74 107H76V105H74ZM88 107V106H87ZM91 107V106H90ZM95 107V106H94ZM97 107H99V106H97ZM124 107H126V106H124ZM195 107V106H194ZM197 107H198V105H197ZM202 107V106H201ZM207 107V106H206ZM206 107H205V110L204 111H202V112H206ZM77 108V107H76ZM102 108H104L105 109V107H102ZM119 108V107H118ZM123 108V107H122ZM214 108V107H213ZM216 108V107H215ZM214 108V109H215ZM56 109V108H55ZM72 109H73V107H72ZM85 109V108H84ZM179 109V108H178ZM181 109V108H180ZM186 108H183L182 110H183V112L185 111V110H187ZM194 109V108H193ZM203 109V108H202ZM57 110V109H56ZM76 110V109H75ZM122 111H123V109H121ZM187 110V111H188ZM196 110V109H195ZM200 110V109H199ZM207 110H208V108H207ZM174 111V110H173ZM177 112H179L178 110H176ZM175 111V112H176ZM59 112V111H58ZM92 112H93V110H92ZM57 113V112H56ZM55 112H54V115H56L57 116V114H56ZM69 113V112H68ZM124 113V112H123ZM60 114V113H59ZM65 114V113H64ZM88 114V113H87ZM92 114V113H91ZM94 114V113H93ZM96 114V113H95ZM101 114H102V111H101ZM108 114V113H107ZM119 114H120V112H119ZM125 114V113H124ZM175 114V113H174ZM61 115V114H60ZM81 115H83V114H81ZM81 115H78V114H76L75 116L74 115H72V116H68V118H64L65 119V122L63 123V122H61L60 121V118L62 119V117H60V118H57L58 119V121L59 122H57L55 119L54 120H52V122H53V126H55V127H53L54 129H55V131H57L58 133H59V135H61L62 136V138L63 137H65L68 141L67 142H69V146H71V144H73L74 142H79V143H81V144H83L84 146H86V147H88L89 149H90V147L92 146V145H96L97 146V148L94 150V152H92V158H96L98 155V152L101 150V151H103V149L104 150H109V152H108V157L110 156L112 159H114V161L115 162H117V165H115L116 166V178L118 179V180H116V181H118V182H116L115 183V186L117 187L116 188V193H118V195L120 194V196H118V195H116V194H114V195H112V196H116V198L117 199H126V198H128V196H129V194L131 193V191H133V192H135L134 191V189L136 190L138 187H139V184H140V182L141 181H144V180H148L147 178H149L148 177V174H150V178H152L153 179V175L152 174H155V172L153 173V168H154V166L152 165V163H151V165L150 164H146V163H148L149 162V159H146L145 157H147V156H145V154H144V158H143V156H140V152H138L135 148H139V149H141V147L142 146H140L139 144H137V143H135V142H133L134 140H131V141H129L127 138V142H130L131 143V146H132V148H131V146H130V149H129V147H128V150H127V154L125 155L124 153H123V151L125 150L124 148H123V146H122V148H119V146H114V144H112V142H114L115 143V141H118V140H120V138L118 139V137L117 138H115V130H112L111 131V129H110V131L111 132H108V131H101V130H96V128H95V130H93V125L92 124H101L102 122L100 121V119H102V118H98V119H92V120H90V117L87 115V117L86 116H81ZM103 115V114H102ZM111 115V114H110ZM109 114H108V116H110ZM155 115H158V117H156ZM183 115L184 116H186V122H187V124H188V126L190 127V128H192L191 126H195V124L193 123V117L192 116H189L188 114H186V112H185V114L183 113ZM183 115H182V117H183ZM189 117H188V116ZM242 115V114H241ZM242 115V116H243ZM62 116V115H61ZM104 116V115H103ZM177 116H181V115H177ZM113 117V116H112ZM124 117H127V116H124ZM181 117V118H182ZM54 118V117H53ZM171 118V119H170ZM47 115L45 116L44 114L41 116V125H45L46 123H47ZM110 119V118H109ZM116 119H117V117H116ZM126 119V118H125ZM182 119H184V118H182ZM175 120H177V119H175ZM184 120V121H185ZM200 120V121H201ZM105 122H106V120H104ZM118 121H119V119H118ZM127 121V120H126ZM182 121V120H181ZM194 121H195V119H194ZM198 121V120H197ZM199 121V122H200ZM108 122V121H107ZM110 122V121H109ZM130 122V121H129ZM130 122V123H131ZM173 122V121H172ZM198 122V123H199ZM83 123V124H82ZM84 123L87 125L85 128H82V125H84ZM153 123H152V126H153ZM168 123V122H167ZM180 123V122H179ZM197 123V124H198ZM82 124V125H81ZM103 124V123H102ZM121 124V123H120ZM132 124V125H133ZM141 124H142V122H141ZM190 124V125H189ZM124 125V124H123ZM138 125V124H137ZM183 125V124H182ZM201 125H203V126H201ZM106 126V125H105ZM108 126V125H107ZM118 126V125H117ZM116 126V127H117ZM186 126V125H185ZM110 127V126H109ZM115 127V128H116ZM131 127V126H130ZM134 127H137V126H134ZM140 127V126H139ZM179 127V126H178ZM187 127V126H186ZM203 127H205V129L203 128ZM208 127H210V128H208ZM242 127V126H241ZM97 128H99V127H97ZM101 128V127H100ZM103 128V127H102ZM106 128V127H105ZM111 128V127H110ZM124 128V127H123ZM132 128V127H131ZM138 128V127H137ZM149 128V127H148ZM153 128V127H152ZM182 128H183V126H182ZM188 128V127H187ZM186 128V129H187ZM107 129V128H106ZM140 129V128H139ZM142 129H143V127H142ZM243 129V128H242ZM130 130V129H129ZM128 130V131H129ZM238 130V129H237ZM130 131H132V130H130ZM177 131H178V128H177ZM179 131H181V129L179 130ZM183 131V130H182ZM245 131V132H246ZM136 133H137V135H138V133H139V135H140V132L141 131H135ZM184 132H186V130L184 131ZM190 132V131H189ZM244 132V133H245ZM125 133V132H124ZM123 133V134H124ZM134 133V132H133ZM136 133H134V134H136ZM181 133H183V132H181ZM213 133V132H212ZM54 134V133H53ZM56 134V133H55ZM123 134H122V136H123ZM241 134H243V133H241ZM127 135V134H126ZM178 134H176V136H177ZM183 135V134H182ZM182 135H178L179 136V138L180 137H184V136H182ZM188 135H189V133H188ZM237 135H239V136H237ZM56 136H57V134H56ZM151 136V135H150ZM244 136V135H243ZM247 136V137H248ZM47 137V136H46ZM132 137V136H131ZM131 137H130V139H131ZM135 137V136H134ZM133 137V138H134ZM242 137V136H241ZM241 137H240V140H241ZM245 137V136H244ZM58 138H60V136L58 137ZM125 138V137H124ZM147 137H145V139H146ZM158 138V137H157ZM185 138H187V134H185ZM61 139V138H60ZM66 139H62L63 141H66ZM123 139V138H122ZM136 139V138H135ZM175 139H177V138H175ZM184 139V138H183ZM188 139V138H187ZM47 140H49V139H47ZM57 140V139H56ZM62 140H61V142H62ZM147 140H148V138H147ZM150 140V139H149ZM155 140V139H154ZM154 140H150V141H154ZM199 140V141H200ZM204 140V142H205V140L206 141H210V140H208V139H203ZM244 140V139H243ZM60 141V140H59ZM105 141H107V143H106V145H105ZM121 141V140H120ZM124 141V140H123ZM157 141V140H156ZM185 141H187L186 139H185ZM198 141V142H199ZM214 141H215V143L217 142V141H220L221 142V145L217 142L216 144H214L213 145V143H214ZM67 142H65V143H63L62 145H66L67 146ZM171 142V141H170ZM184 141H182V143H183ZM252 142V143H253ZM56 143V142H55ZM60 143V142H59ZM118 143V142H117ZM121 143H123V142H121ZM153 143H155V142H153ZM157 144H160V142L158 143V141L156 142ZM167 143V142H166ZM201 143V142H200ZM209 143V142H208ZM249 143V142H248ZM190 144V145H191ZM199 144V143H198ZM76 145H77V143H76ZM75 145V146H76ZM113 145V146H112ZM167 145V144H166ZM170 145V144H169ZM186 145V144H185ZM193 145V146H194ZM220 145V146H219ZM250 145H252V144H250ZM249 145V146H250ZM69 146H68V148H69ZM75 146H73L74 148H75ZM79 146H80V144H79ZM158 146V145H157ZM160 146H164V145H160ZM210 146V145H209ZM76 147H78V145L76 146ZM103 147V149H101ZM178 147V146H177ZM196 147V146H195ZM198 147V146H197ZM236 147V146H235ZM253 147V146H252ZM252 147H251V149H252ZM60 148V147H59ZM59 148H57V149H59ZM62 148V147H61ZM60 148V149H61ZM64 148V147H63ZM67 148V147H66ZM67 148V149H68ZM73 148V149H74ZM81 148V147H80ZM83 148V147H82ZM85 148V147H84ZM125 148H127V147H125ZM164 148V147H163ZM166 148V147H165ZM164 148V149H165ZM171 149H172V147H170ZM189 148H191V147H189ZM238 148V147H237ZM56 149V148H55ZM67 149H63V150H67ZM93 149V148H92ZM138 149V150H139ZM144 149V148H143ZM167 150L169 149V147L168 148H166ZM178 149H179V147H178ZM180 149H181V153H183V150H182V147H180ZM186 149V148H185ZM187 149H188V147H187ZM186 149V150H187ZM44 150V149H43ZM82 150H84V149H82ZM144 150H146V149H144ZM250 150V149H249ZM253 150V149H252ZM56 151V150H55ZM61 151V150H60ZM70 151V150H69ZM72 151V150H71ZM74 151H75V149H74ZM78 151V150H77ZM87 151H89V150H87ZM92 151V150H91ZM100 151V152H101ZM137 151V152H136ZM140 151V150H139ZM141 151H142V149H141ZM170 153H171V151H170V149L168 150ZM191 151V150H190ZM192 151H195V149H193ZM62 152V151H61ZM60 152V153H61ZM82 152V151H81ZM142 152H145V151H142ZM172 152H177L176 150H174L173 149V151ZM196 153H197V151H195ZM247 152H248V150H247ZM250 152H251V150H250ZM58 154H59V152H57ZM79 153V152H78ZM84 153H85V150H84ZM91 153V152H90ZM106 153H107V151H106ZM149 153L150 152H148L147 154L149 155ZM168 153V152H167ZM181 153H179V154H181ZM252 153H254V152H252ZM255 153H257V152H255ZM55 154V153H54ZM69 154V153H68ZM68 154H66L67 155V157H65V159H62V158H60V160H58V159H56V157L55 158H51V156L50 155H52V154H50L49 156H50V158H43V157H41L40 156V158L38 157V159L36 158V156H35V158H34V160H35V162L37 161V160H39V161H37L36 163H39L38 165H37V172L35 171V162H34V160H32L33 161V165L31 164V167L33 168H31L30 170H33V172L35 171L36 173H38V177H39V184H38V186H39V190H38V192H39V196H38V198H39V200H40V202H39V204H40V210H39V218H38V214L36 215V217L38 218V220H39V224H38V227H37V229H38V232H39V238H38V245H37V257H38V264H133L132 263V261L133 260H131V258L129 257V251H128V248H127V246H125V245H122V243H120L121 242V239L123 240V238H121L120 239V241H119V238L120 237H118V235H119V222H120V220L118 219V215H117V213H115V211H114V205H109L111 202H109V206L111 207V209H112V211H114V214H112L111 216H108L105 212H103V211H105V210H103V211H100L98 208V214H89V213H86V211L84 212H79V208L81 207V206H84V207H88L89 208V204H90V202L89 201H91V200H87L88 198H90L89 197V193L87 192V191H85V189H83L84 188V185H85V183L87 182V178L88 179H90L89 178V173L88 174H83L84 172H83V168H81L78 164H75L73 161H74V158L73 157H68L69 155ZM81 154V153H80ZM142 154V153H141ZM152 154V153H151ZM177 154H178V152H177ZM191 154V153H190ZM238 154H240V155H238ZM247 154V153H246ZM250 154V153H249ZM60 155V154H59ZM65 155V156H66ZM143 155V154H142ZM153 155V154H152ZM168 155V154H167ZM171 155H172V153H171ZM181 155H183V154H181ZM185 155V154H184ZM188 156L187 157H184V156H182L181 158H180V166H181V168H179V169H181L182 171H183V169L184 168H186L185 167V162L183 161V157H184V159H188L189 158V154H187ZM194 155V154H193ZM245 155V154H244ZM251 156H252V154H250ZM250 155L248 156V157H250ZM256 155V154H255ZM88 156V155H87ZM174 156V155H173ZM197 156V155H196ZM76 157H78V154H77V156ZM107 157V158H108ZM153 157H155V156H153ZM32 159H33V157H31ZM58 158V157H57ZM80 158V157H79ZM92 158L91 159H89V162H91V160H92ZM101 158V157H100ZM106 158V157H105ZM106 158V159H107ZM110 158V159H111ZM168 158V157H167ZM178 158H179V156H178ZM190 158H193L194 159V157L192 156H190ZM189 158V159H190ZM197 158V157H196ZM195 158V159H196ZM245 158V157H244ZM244 158H243V161H241V162H243V163H245V161H244ZM252 158V159H253ZM37 159V160H36ZM78 159V158H77ZM154 159V158H153ZM153 159H150V160H153ZM193 159H191V160H193ZM237 159H239V158H237ZM241 159V158H240ZM246 159V161H247V158H245ZM250 159V158H249ZM248 159V160H249ZM80 160V159H79ZM79 160H77V161H79ZM95 160V159H94ZM99 160V159H98ZM104 160V159H103ZM155 161H156V157H155V159H154ZM169 160V159H168ZM191 160H189V161H191ZM253 160V161H254ZM30 161H31V159H30ZM32 161H31V163H32ZM76 161V162H77ZM102 161V160H101ZM106 161V160H105ZM110 161V160H109ZM108 160H107V162L106 163H108L109 162ZM114 161H112V162H114ZM161 161V160H160ZM174 161V160H173ZM183 161V162H182ZM186 161V160H185ZM197 161V160H196ZM191 161V162H195V165H196V163H198V167L200 166V165H202V164H204L203 162L201 163L200 161ZM79 162H81V160L79 161ZM89 162H88V164H89ZM112 162L110 163V164H112ZM182 162V163H181ZM188 162V161H187ZM29 163V162H28ZM78 163V162H77ZM92 163H93V161H92ZM91 163V164H92ZM95 163H98L97 161L95 162ZM95 163H93V165L95 164ZM165 163V162H164ZM207 163V162H206ZM248 163V162H247ZM250 163H252V160H251V162ZM254 163H256V162H254ZM253 163V164H254ZM87 164V163H86ZM99 164V163H98ZM101 164V163H100ZM109 164V163H108ZM189 164V163H188ZM83 165V164H82ZM90 165V164H89ZM92 165V166H93ZM107 165V164H106ZM112 165H114V163L112 164ZM111 165V166H112ZM135 165H137V166H139V169H138V171H134V167H135ZM245 166H247L246 165V163L244 164ZM243 164H242V166H244ZM28 166V165H27ZM30 166V165H29ZM88 166V165H87ZM109 166V165H108ZM107 166V168H109ZM202 166H204V165H202ZM215 166V167H214ZM248 166H249V164H248ZM195 167V166H194ZM225 167V168H226ZM112 168V167H111ZM114 168V167H113ZM190 168V167H189ZM191 168H193V167H191ZM199 168H201V167H199ZM245 168V167H244ZM26 169V168H25ZM25 169H23V170H25ZM89 169V168H88ZM202 169H204V168H202ZM233 169H232V171H233ZM246 169V168H245ZM247 169H249V168H247ZM17 170L18 169H16V177H17ZM19 170H21L22 171V169L20 168ZM112 170V169H111ZM193 170V169H192ZM205 170V169H204ZM221 170V169H220ZM227 173H229V172H231V171H229L228 169H224ZM13 171V172H14ZM21 171H19V172H21ZM85 171V170H84ZM87 171V170H86ZM163 171V170H162ZM165 171V170H164ZM175 171V170H174ZM177 171H178V169H177ZM194 171H196V170H194ZM203 171V170H202ZM243 171V170H242ZM13 172H9L10 173V175L7 173V175H1V177H2V179L3 178H7L8 177V175H9V178H10V176H11V173H13ZM34 172V173H35ZM87 172H90V171H87ZM108 172V171H107ZM106 172V174L108 175V173ZM193 172V171H192ZM221 172H223L222 170H221ZM220 172V173H221ZM246 172V171H245ZM26 173V172H25ZM131 173H133L134 175H135V177L136 178H133L132 180V182H130V183H132V189L130 190H128L127 189V187H126V185L124 184V182H126L127 181V179H129L128 177H129V175H131ZM169 173V172H168ZM167 173V174H168ZM199 173V172H198ZM197 173V174H198ZM29 174V173H28ZM112 174V173H111ZM163 174V173H162ZM176 174H178L179 175V172H175V175ZM190 174V173H189ZM194 174V173H193ZM196 174V173H195ZM202 174V173H201ZM200 174V175H201ZM213 174V175H212ZM216 174V173H215ZM241 174H242V172H241ZM13 175H15L14 173L12 174V177H15V176H13ZM22 175V174H21ZM27 175V174H26ZM29 175H31V174H29ZM34 175V174H33ZM91 175V174H90ZM174 175V176H175ZM180 175H181V172H180ZM184 176L183 177H187V176H185V174H183ZM204 175V174H203ZM207 175V176H208ZM5 176V177H4ZM7 176V177H6ZM25 176V175H24ZM28 176V175H27ZM37 176V175H36ZM93 176V175H92ZM115 176V175H114ZM164 176H166L165 174H164ZM171 176V175H170ZM173 176V175H172ZM191 177H188L190 180V182H191V180L193 179L194 181H196V182H199L200 180H201V178H200V180L199 179H197L196 177V175H190ZM222 176V175H221ZM220 176V177H221ZM236 176H237V174H236ZM23 177V176H22ZM21 177V178H22ZM30 178H32L31 176H29ZM102 177V176H101ZM112 177V176H111ZM158 177H159V175H158ZM182 177V176H181ZM206 177V176H205ZM210 177V178H211ZM217 177V176H216ZM218 177H219V175H218ZM241 177V176H240ZM18 178V177H17ZM26 178H28V177H26ZM104 179H106L105 177H103ZM109 178V177H108ZM131 178V177H130ZM175 178V177H174ZM174 178L173 177H168V179H167V181L165 182V183H162V182H160V180H161V178H159V179H157L159 182H157V184H155L156 185V188L159 190L160 188H162L163 190H166L167 192H168V190L167 189H169L170 190V188H172V189H175V188H173V187H177L175 190H177V191H180L181 189H180V186H179V184H176V181L174 180ZM188 178H186V180L188 179ZM203 178V177H202ZM223 179H224V177H222ZM114 179V178H113ZM181 179V178H180ZM213 179V178H212ZM10 180V179H9ZM14 180H16V178L14 179ZM21 180V179H20ZM32 180V179H31ZM94 180V179H93ZM107 180V179H106ZM206 180H210V179H208L207 177L206 178H204V179H202V181H206ZM218 180H221L220 178H218ZM225 180V179H224ZM223 180V181H224ZM17 181H18V179H17ZM26 181V180H25ZM131 181V180H130ZM139 181V182H138ZM175 181V184H173V182ZM180 182H185V181H182V179L181 180H179ZM213 181V180H212ZM88 182H89V180H88ZM101 182V181H100ZM103 182H105V181H103ZM179 182V183H180ZM189 182V183H190ZM211 182V181H210ZM15 183V182H14ZM95 183V182H94ZM102 183V182H101ZM146 183V182H145ZM145 183H143V184H145ZM150 183V182H149ZM177 183H178V180H177ZM97 184V183H96ZM98 184H100V183H98ZM104 184V183H103ZM109 184V183H108ZM163 184V185H162ZM191 184V183H190ZM193 184V183H192ZM207 184V183H206ZM223 184V183H222ZM221 184V185H222ZM104 185H106V184H104ZM185 185V184H184ZM183 185V186H184ZM197 185V184H196ZM196 185H195V187H196ZM201 185V184H200ZM214 185V184H213ZM14 186V185H13ZM17 186V185H16ZM90 186V185H89ZM92 187H93V185H91ZM94 186H95V184H94ZM194 186V185H193ZM198 186V185H197ZM218 186V185H217ZM224 186V185H223ZM95 187H97V186H95ZM106 187V186H105ZM108 187H110V186H108ZM144 187V186H143ZM185 187V186H184ZM195 187H194V189H195ZM199 187V186H198ZM203 187V186H202ZM202 187L201 188H199V189H202ZM7 188H9V187H7ZM100 188V187H99ZM129 188V187H128ZM189 188H192V187H189ZM221 188V187H220ZM105 189V188H104ZM121 189H122V191H121ZM142 189V188H141ZM140 189V190H141ZM145 189V188H144ZM143 189V190H144ZM199 189L197 188V192L199 191ZM216 189V188H215ZM225 189V188H224ZM223 189V190H224ZM98 190V189H97ZM110 190V189H109ZM128 190V191H127ZM146 190V189H145ZM154 190H156L155 188H154ZM184 190V189H183ZM183 190H181V191H183ZM205 190V189H204ZM210 190V189H209ZM232 189H230V191H231ZM95 191H96V189H95ZM94 191V192H95ZM108 191V190H107ZM111 191V190H110ZM142 191V190H141ZM192 191V190H191ZM97 192V191H96ZM102 192V191H101ZM137 192V191H136ZM155 192V191H154ZM153 192V193H154ZM164 192V191H163ZM170 192V191H169ZM173 192V191H172ZM183 192H185L186 194H188V192H186V191H183ZM201 192V191H200ZM217 192V191H216ZM221 192V191H220ZM223 192V191H222ZM222 192L220 193V194H222ZM234 192V191H233ZM107 193V192H106ZM108 193H109V191H108ZM143 193V192H142ZM145 193H146V191H145ZM158 193V192H157ZM171 193V192H170ZM190 193V192H189ZM210 193H212V192H210ZM224 193V192H223ZM231 193V192H230ZM236 192H234V194H235ZM113 194V193H112ZM132 194H134V193H132ZM131 194V195H132ZM169 194V193H168ZM168 194L166 195V196H168ZM174 194V193H173ZM173 194H172V196H173ZM191 194H193V193H191ZM199 194H204V191H203V193L201 192V193H199ZM198 194V195H199ZM93 195V194H92ZM101 195V194H100ZM104 195H105V193H104ZM135 195V194H134ZM156 195V194H155ZM165 195V194H164ZM164 195H162V197L164 196ZM178 195H181V194H178ZM197 194L195 193V196H196ZM197 195V196H198ZM207 195V194H206ZM223 195V194H222ZM94 196V195H93ZM97 196V195H96ZM95 196V197H96ZM140 196H143V195H140ZM150 196H152V195H150ZM149 196V197H150ZM154 196V195H153ZM158 197H157V200L159 199V195H157ZM176 196H177V194H176ZM193 197H195L194 195H192ZM205 196V195H204ZM217 196H220L219 194L217 195ZM100 197V196H99ZM138 197V196H137ZM144 197V196H143ZM175 196H173L172 198H174ZM178 197V196H177ZM200 197V196H199ZM212 197V196H211ZM221 197V196H220ZM234 197V196H233ZM235 197H236V195H235ZM115 198V199H116ZM131 198H133V197H131ZM138 198H140V197H138ZM148 198V197H147ZM146 198V199H147ZM161 198V197H160ZM165 198H171V196L170 197H165ZM164 198V199H165ZM171 198V199H172ZM179 198V197H178ZM177 198V200L176 201H174L175 199H173L172 201L174 202H172L171 203V200H170V204H173V206H172V208L174 207H176V205H175V202H178V200H180L182 197H180L179 199ZM187 198V197H186ZM201 198H202V196H201ZM200 198V199H201ZM216 198L217 197H215L214 196V200H216ZM219 198V197H218ZM222 198V197H221ZM230 198H231V195H230ZM104 198H102V200H103ZM105 199H107V198H105ZM104 199V200H105ZM116 199V200H117ZM142 199H144L145 200V198H142ZM163 198H161V200H162ZM183 199V198H182ZM190 199V198H189ZM192 199H194V198H192ZM191 199V201H195V199H196V197H195V199L194 200H192ZM203 199V198H202ZM208 199V198H207ZM233 199V198H232ZM37 200V199H36ZM36 200H35V202H36ZM38 200V201H39ZM109 200V199H108ZM112 200H113V198H112ZM136 200V199H135ZM151 200H153L154 201V199H151ZM184 200H187V199H184ZM213 200V201H214ZM224 200H225V198H224ZM93 201V200H92ZM97 201V200H96ZM121 201V200H120ZM124 201V200H123ZM128 201V200H127ZM132 201L134 202V200L132 199ZM146 201V200H145ZM167 201V200H166ZM190 201V200H189ZM217 203H219V206H221L220 204H221V202H223V201H219V199H217ZM226 201V200H225ZM229 201V200H228ZM233 201H235V200H233ZM34 202V203H35ZM94 202V201H93ZM92 202V203H93ZM107 202V203H108ZM137 202H138V200H137ZM147 202H149V199H148V201ZM155 202H157V201H155ZM160 202V201H159ZM200 201L198 200V203H199ZM204 201H202V203H203ZM208 202V201H207ZM214 202H216V201H214ZM100 203V202H99ZM98 203V204H99ZM103 203V202H102ZM106 203V204H107ZM120 203V202H119ZM126 203V202H125ZM130 203V202H129ZM132 203V202H131ZM130 203V204H131ZM138 203H140V201L138 202ZM141 203H142V201H141ZM164 203H165V201H164ZM180 203V202H179ZM178 203V204H179ZM184 203H186V201L184 202ZM196 204V207H197V205H199V208H200V206H203L201 203H199V204ZM224 203V205L226 204V206L229 204V202H228V204H227V202L225 203V202H223ZM231 203V202H230ZM36 204V203H35ZM94 204V203H93ZM92 204V205H93ZM111 204H115V203H111ZM118 204V203H117ZM123 204V203H122ZM136 204V203H135ZM144 204H146V203H144ZM177 204V203H176ZM177 204V205H178ZM192 204V203H191ZM193 204H195V202L193 203ZM203 204H208V203H203ZM216 204V203H215ZM97 205V204H96ZM101 205H103V204H101ZM124 205H126V204H124ZM123 205V206H124ZM138 205V204H137ZM142 205H143V203H142ZM157 205H159V204H157ZM156 205V206H157ZM168 205V204H167ZM166 205V206H167ZM175 205V206H174ZM183 205V204H182ZM188 205H189V203H188ZM213 205V204H212ZM231 205V204H230ZM37 206V205H36ZM99 206V205H98ZM121 206V204L119 205V207ZM128 206H130V205H128ZM189 206H191V205H189ZM223 206V205H222ZM83 207V208H84ZM91 207V206H90ZM104 207H106V205L104 206ZM110 207H108V208H110ZM139 207V206H138ZM150 208H151V206H149ZM162 207H163V205H162ZM161 207V208H162ZM168 207V206H167ZM196 207L195 208H192V206H191V208H188L189 210H190V212H192V213H194V214H196L197 212H196ZM213 207V206H212ZM228 207H230V206H228ZM20 208V207H19ZM82 208V207H81ZM94 208V207H93ZM101 208V207H100ZM116 208H118V207H116ZM128 208V207H127ZM130 208V207H129ZM129 208L127 209V210H129ZM141 208V207H140ZM145 208V207H144ZM182 208V207H181ZM185 208H187V207H185ZM204 208V207H203ZM208 208H209V206H208ZM217 208V207H216ZM224 208V207H223ZM226 208V207H225ZM224 208V209H225ZM231 208V207H230ZM229 208V209H230ZM87 209V208H86ZM90 209V208H89ZM89 209L87 210V211H89ZM120 209V208H119ZM124 209V208H123ZM123 209H120V211L122 212V210ZM130 209H132V206H131V208ZM138 209V208H137ZM147 209V208H146ZM159 209V208H158ZM166 209V208H165ZM205 209V208H204ZM203 209V210H204ZM213 209V208H212ZM215 209V208H214ZM219 209V208H218ZM102 210V209H101ZM125 210V209H124ZM127 210H126V212H127ZM147 210H149V209H147ZM151 210H152V208H151ZM157 210V209H156ZM172 210V209H171ZM185 210V209H184ZM207 210V209H206ZM210 210V209H209ZM94 211H96V210H94ZM111 211V210H110ZM111 211V213H113ZM134 211H135V209H134ZM138 211V210H137ZM144 211V210H143ZM159 211H160V209H159ZM165 211V210H164ZM174 211V210H173ZM211 211H213V210H211ZM210 211V212H211ZM178 212V211H177ZM176 212V213H177ZM181 212V211H180ZM199 210H198V214H199ZM209 212V211H208ZM207 212V213H208ZM110 213V214H111ZM189 213V212H188ZM202 213V212H201ZM240 213V212H239ZM244 213V212H243ZM109 214V215H110ZM123 214V213H122ZM129 214V213H128ZM135 214H136V212H135ZM140 214V213H139ZM147 214V213H146ZM166 214V213H165ZM169 214V213H168ZM175 213H173V215H174ZM180 214V213H179ZM190 214V213H189ZM188 214V215H189ZM206 214V213H205ZM219 214V213H218ZM124 215H127V214H124ZM140 215H142V214H140ZM172 215V214H171ZM172 215V216H173ZM176 215H178V214H176ZM197 215V214H196ZM203 215V214H202ZM201 215V216H202ZM239 215V214H238ZM243 215V214H242ZM129 216V215H128ZM132 216V215H131ZM136 216V215H135ZM153 216V215H152ZM154 216H155V214H154ZM179 216V215H178ZM180 216H182L181 214H180ZM193 216V215H192ZM199 216V215H198ZM241 216V215H240ZM239 216V217H240ZM245 216V215H244ZM133 217V216H132ZM137 217V216H136ZM159 217V216H158ZM157 217V218H158ZM169 217H171L170 216V214H169ZM173 217H176L175 215L173 216ZM173 217H172V219H173ZM189 217L190 216H188V219H189ZM195 217V216H194ZM203 217V216H202ZM205 217V216H204ZM203 217V218H204ZM209 217V216H208ZM207 217V218H208ZM217 217V216H216ZM237 217V216H236ZM235 217V218H236ZM245 217H247V216H245ZM167 218V217H166ZM185 218V217H184ZM184 218H182V219H184ZM192 218V217H191ZM202 218V219H203ZM234 218V217H233ZM232 218V219H233ZM234 218V219H235ZM241 218H242V216H241ZM126 219V216H124V217H121V221L123 222V224H124V222H126V221H124ZM128 219V218H127ZM130 219V218H129ZM162 219H164V218H162ZM168 219V218H167ZM167 219H166V221H167ZM171 219V218H170ZM196 218H194L193 220H191L190 219V221L188 222L189 223V226H181V228L179 229V232L178 233H176V235H177V238L176 239H174V241L171 239V236L174 234V233H172V235L170 236L166 231H164V230H162L161 229V227H160V225H157V226H155V227H153V226H151L152 224H151V222H150V220L149 219H143L142 220V222H143V235H144V237H145V241H146V243H145V245L147 246V244L154 250V252H155V256H157L156 258H157V264H176V263H174L173 261H170V257L168 256V254H169V252L168 251H166V249L165 248H163V246L162 245H160V242H163V243H165V244H168V246H169V244H171V242L172 243H176V244H174V245H176V246H181L183 249H189L190 250V254H193V253H191V252H193V248H192V246L191 245H194L195 246V244H196V242H200L201 240H199L198 238L199 237H197L198 236V234H197V232L199 231L198 229H197V225H198V220H195ZM247 218H245V220H246ZM131 220V219H130ZM136 220H138V219H136ZM157 220V219H156ZM160 220H161V218H160ZM181 220V219H180ZM238 218H237V222H238ZM245 220H243V221H245ZM248 220V219H247ZM113 221V223H115V225H114V228L112 229V232L109 234V235H107L108 233H105V236H103L102 235V237L100 236V234H102V233H104L103 232V229L102 228H97L98 226H96L97 225V223H99V222H102V223H109L110 224V222H112ZM174 221H176V220H173V222ZM187 221V220H186ZM209 221V220H208ZM208 221L207 220H205V223H204V226L201 228V231L203 232V237L205 238V242L207 243V245L210 243V236H211V234H213V232H212V228H211V224H209L208 223ZM38 222V221H37ZM134 222V221H133ZM184 222H185V220H184ZM214 222V221H213ZM252 222H253V220H252ZM158 223V222H157ZM166 223V222H165ZM168 223H169V221H168ZM176 223V222H175ZM178 223V222H177ZM228 223V222H227ZM226 223V224H227ZM229 223H231L230 221H229ZM242 223V222H241ZM122 224V223H121ZM161 224V223H160ZM170 224V223H169ZM213 224V223H212ZM235 224V223H234ZM233 224V225H234ZM124 225H126V224H124ZM124 225H122V226H124ZM134 225H135V223H134ZM176 225V224H175ZM203 225V224H202ZM244 225H245V223H244ZM250 225V224H249ZM96 226V228H94ZM109 226V225H108ZM116 226V227H115ZM177 226V225H176ZM232 226V225H231ZM231 226H230V228H231ZM235 226V225H234ZM236 226H237V223H236ZM241 227L243 226V225H240ZM252 226V224L250 225V227ZM255 226V225H254ZM111 227V226H110ZM128 227V226H127ZM226 227V226H225ZM225 227L223 228V229H225ZM247 227V226H246ZM230 228H228V229H230ZM238 228H239V225H238ZM238 228H236L237 230H238ZM244 228V227H243ZM248 228V227H247ZM256 228V227H255ZM142 229V228H141ZM140 229V230H141ZM226 229H227V227H226ZM233 229V228H232ZM130 230H132V228L130 229ZM133 230H134V228H133ZM242 229H240V231H241ZM248 230H249V228H248ZM255 230V229H254ZM95 231H97V233H95ZM105 231H107V229L105 230ZM124 231V230H123ZM224 231V230H223ZM227 231V230H226ZM229 231V230H228ZM239 231V230H238ZM230 232H231V230H230ZM229 232V233H230ZM242 232V231H241ZM132 233V232H131ZM217 233V232H216ZM243 233V232H242ZM246 233V232H245ZM129 234V233H128ZM142 234H141V236H142ZM199 234H200V232H199ZM218 234V233H217ZM228 234V233H227ZM121 235V234H120ZM119 235V236H120ZM123 235H125V234H123ZM221 235H222V233H221ZM230 236H231V234H229ZM245 235V234H244ZM131 236H133V235H131ZM174 236H175V234H174ZM214 236H215V234H214ZM218 236V235H217ZM233 236H236V235H233ZM220 237V236H219ZM226 237V235L224 236V238ZM242 237V236H241ZM232 238V237H231ZM234 238V237H233ZM236 238V237H235ZM127 239V238H126ZM131 239H133V238H131ZM218 239V238H217ZM226 239H228V238H226ZM225 239V240H226ZM230 239V238H229ZM110 240V241H109ZM239 240H241V239H239ZM128 241V240H127ZM143 241V240H142ZM144 241V242H145ZM211 241H213V240H211ZM122 242H124V241H122ZM129 242V241H128ZM227 242H228V240H227ZM240 242V241H239ZM125 243V242H124ZM204 243V242H203ZM236 243H238V242H236ZM133 244V243H132ZM134 245V244H133ZM139 245H140V243H139ZM198 245V244H197ZM237 245H239V244H237ZM141 246V245H140ZM145 246V247H146ZM209 246H211V243H210V245ZM131 247V246H130ZM142 247V246H141ZM165 247H166V245H165ZM173 247V246H172ZM234 247V246H233ZM232 247V249H234ZM242 247V246H241ZM136 248H138V246L136 247ZM143 248V247H142ZM149 248V247H148ZM147 247H146V249H148ZM151 248H149L150 250H152ZM175 248V247H174ZM202 248V247H201ZM224 248H226V247H224ZM223 248V249H224ZM131 249V248H130ZM223 249L221 250L222 252H223ZM134 250V249H133ZM133 250H132V252H133ZM175 250H176V248H175ZM182 250V249H181ZM206 250V249H205ZM225 250V249H224ZM228 250H230V249H228ZM179 251V250H178ZM187 251V250H186ZM135 252V251H134ZM141 252V251H140ZM143 252L144 251H142V253H141V255L143 254ZM149 252V251H148ZM153 252V251H152ZM171 252V251H170ZM206 253H207V250L205 251ZM204 252V253H205ZM221 252V253H222ZM225 252H227L226 250H225ZM139 253V252H138ZM151 253V252H150ZM150 253H148V254H150ZM168 253V254H167ZM180 253V252H179ZM182 253V252H181ZM184 253H185V251L183 252V254H181V255H183L184 256ZM194 253H196V252H194ZM220 253V252H219ZM224 253V252H223ZM227 253H230V252H227ZM134 254V253H133ZM136 254V253H135ZM175 254V253H174ZM186 255H187V253H185ZM197 254H199V253H197ZM197 254H195L194 256H196L197 257ZM131 255V254H130ZM171 255H173L172 253H171ZM180 255V254H179ZM180 255V256H181ZM189 255V254H188ZM211 255V254H210ZM208 256V257H206V255H205V257H204V259L202 260V261H196L195 262V264L197 263V264H208L209 262H211V259H210V257H212V256ZM221 255V254H220ZM226 255H228V254H226ZM134 256V255H133ZM132 256V257H133ZM148 256V255H147ZM150 256H152V254L150 255ZM201 256H204L203 254L201 255ZM223 256H224V254H223ZM154 257V256H153ZM178 257V256H177ZM199 257V256H198ZM151 258V257H150ZM155 258V257H154ZM155 258V259H156ZM172 258H174V256L173 257H171V259ZM178 258H180V257H178ZM200 258H202V257H200ZM221 258V257H220ZM138 259V258H137ZM144 259H145V257H144ZM152 259V258H151ZM175 259V258H174ZM190 259V258H189ZM191 259H192V257H191ZM194 259H195V257H194ZM149 260V259H148ZM217 260V259H216ZM136 261V260H135ZM145 261H147V260H144V264H145ZM154 261V260H153ZM191 261V260H190ZM142 262V261H141ZM149 262V261H148ZM147 262V263H148ZM151 262V261H150ZM193 262V261H192ZM221 262V261H220ZM136 263V262H135ZM138 264V263H137ZM151 264V263H150ZM182 264V263H181ZM193 264H194V262H193ZM216 264V263H215ZM221 264V263H220ZM226 264H264V219H263V221L259 224V228L257 229V233H256V236H252V237H250V238H248V240H247V242H246V244H245V246H243L242 248H239L238 250H237V252L235 253V255H234V257L233 258H231V259H227V261H226Z\"/></svg>",
	"mask_w": 264,
	"mask_h": 264
}]
</instances>
